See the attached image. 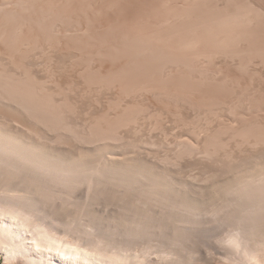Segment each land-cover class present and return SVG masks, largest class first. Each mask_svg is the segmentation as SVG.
<instances>
[{"label": "bare ground", "instance_id": "obj_1", "mask_svg": "<svg viewBox=\"0 0 264 264\" xmlns=\"http://www.w3.org/2000/svg\"><path fill=\"white\" fill-rule=\"evenodd\" d=\"M1 1V0H0ZM5 1L6 0H4L2 3L3 4H5ZM11 0H9V3H12V2H10ZM14 1H16V0H14ZM25 1V0H24ZM43 1V0H42ZM44 1H47V0H44ZM52 1V0H51ZM57 1V0H56ZM64 1H66V0H64ZM73 1V0H72ZM78 1V0H77ZM89 1V0H88ZM161 1V0H160ZM177 1V0H176ZM207 1H209V0H183V5H181V8L180 9H177V10H175V9H173L172 10V8H173V6H171L172 8H170L171 10H169L168 12H167V15H168V17H167V15H166V17L167 18H165L163 21H161L162 22V25H160V27L162 28L163 27V25L165 24V26L162 28V29H159V28H157V30L155 29V30H153V31H150V32H148V34H142L143 36H139V34L140 33H138V38H136V34L137 33H135V39L134 40H136V39H138L137 41H135V42H139L138 43V45H137V43H135V42H133L135 45H137L138 47H140V48H149L150 50L152 49V51H153V53L152 54H154V52L155 51H157V52H155V53H157V57H155V56H153L154 57V59L153 60H155V61H159L160 60V62H159V65L158 66H160L161 68L162 67H164L165 65H167L168 63L167 62H171L172 64H177L178 62L180 63L181 61L180 60H188L189 59V62H187V64L189 63V65L191 64L190 63V61H192V64H193V61L195 60V61H197V62H199V64H201V65H203V64H209L208 66H210V67H212L213 66V69H215L216 68V66L217 65H219V67L221 66V64H222V66L224 65V64H230V67L232 66L231 64H236V65H234L236 68L238 67L239 68V70H240V68L241 67H243V70H246V72H248L249 71V68H250V64L252 65H254V68H253V65L251 66L252 67V69L250 70V71H254L255 72V70L257 69V67H255L256 65H255V63H254V61L253 60H251V57L250 56H252V55H260V58L262 59V57L264 56L263 54V52H264V50H263V48L264 47H262V46H260L257 42H258V39H257V42H255L256 40V38H257V36H254V34H255V32L257 33V31L255 30V28H256V22L258 21V24H257V26H260V28H262L261 27V25H262V23H263V21L261 22L260 20H263L262 18H261V12H260V10H259V12H258V8L256 7H254V5H253V7L252 6H250V2H247V3H241V5L239 4V2L237 3V2H234V3H237V4H239V5H235V6H232L234 3L232 2V4L231 5H229V3L227 2V4H224V5H226V6H223V7H220L219 6V4L217 5H215V6H213L214 4H210L209 2L207 3ZM218 1V0H217ZM221 1V0H220ZM226 1H229L230 2V0H226ZM226 1H224V3H226ZM232 1V0H231ZM238 1V0H237ZM242 1V0H241ZM244 1H246V0H244ZM250 1V0H249ZM20 2V1H19ZM18 2V3H19ZM48 2V1H47ZM54 2V1H53ZM59 2H60V0H59ZM68 2H69V0H68ZM75 2V1H74ZM102 2V1H101ZM112 2V1H111ZM167 2V1H166ZM174 2V1H173ZM214 2V1H213ZM212 2V3H213ZM8 3V2H7ZM15 4H16V2H14ZM24 3V2H23ZM22 3V4H23ZM31 3V2H30ZM29 2L28 3H26V5H29L30 4ZM41 3V2H40ZM49 3V2H48ZM52 3V2H51ZM55 3V2H54ZM65 3V2H64ZM67 3V2H66ZM77 3V2H76ZM93 3V2H92ZM114 3V2H113ZM118 3V2H117ZM169 3V2H168ZM217 3V2H216ZM249 3V4H248ZM253 3V2H252ZM251 3V4H252ZM3 4H1L0 5V11L3 9L4 10V8H3ZM13 4V3H12ZM14 4V5H15ZM20 4V3H19ZM25 4V3H24ZM32 4L34 5L35 4V2H32ZM58 3H56V5H57ZM81 4V3H80ZM115 4V3H114ZM162 4V3H161ZM222 4H223V2H222ZM246 4H248V5H246ZM258 4V3H257ZM17 5V4H16ZM41 5V4H40ZM44 5H45V2H44ZM47 5V4H46ZM45 5V6H46ZM55 5V4H54ZM53 5V6H54ZM56 5H55V7H56ZM59 5H60V3H59ZM86 5H87V3H86ZM105 5V4H104ZM165 5V4H164ZM168 5V4H167ZM228 5V6H227ZM7 6H8V4H7ZM6 6V7H7ZM10 6H11V4H10ZM22 6V5H21ZM31 6V5H30ZM61 6V5H60ZM72 6V5H71ZM81 6V5H80ZM97 6H98V4H97ZM5 7V6H4ZM12 7H14V6H12ZM12 7H9L10 8V10H11V8ZM16 7V6H15ZM14 7V8H15ZM18 7V6H17ZM23 7L24 8H27V7H25L24 5H23ZM41 7H42V5H41ZM48 7V6H47ZM49 7H50V5H49ZM48 7V8H49ZM79 7V6H78ZM114 7V6H113ZM175 7V6H174ZM180 7V6H179ZM32 8V7H31ZM51 8V7H50ZM71 8V7H70ZM70 8H68V9H70ZM74 8V7H73ZM72 8V9H73ZM81 8H82V6H81ZM80 8V9H81ZM165 8V7H164ZM6 9V8H5ZM18 9V8H17ZM17 9H15V11L17 10ZM22 9V8H21ZM29 9V8H28ZM28 9L26 10V12L28 11ZM33 9V8H32ZM42 9V8H41ZM65 9V8H64ZM71 9V10H72ZM103 9V8H102ZM163 9V8H162ZM169 9V8H168ZM24 10V9H23ZM46 10H48L47 8H46ZM53 10V9H52ZM54 10H56V9H54ZM59 10V9H58ZM94 10V9H93ZM92 9H91V12L93 11ZM108 10V9H107ZM112 10V9H111ZM155 10H156V8H155ZM261 10H262V7H261ZM5 11V10H4ZM9 11V10H8ZM33 11V10H32ZM49 12V15H50V10H48ZM64 11V10H63ZM85 11V10H84ZM87 11V10H86ZM166 11V10H165ZM263 11V10H262ZM29 12V11H28ZM53 12V11H52ZM62 12V11H61ZM80 12H81V10H80ZM95 12V11H94ZM160 12V11H159ZM7 13V12H6ZM9 13H12V12H10L9 11ZM16 13V12H15ZM23 13V12H22ZM32 13H34V12H32ZM40 14H41V12H39ZM53 13H55V12H53ZM67 13H69L68 12V10H67ZM71 13H73V10H72V12ZM70 13V14H71ZM100 13V12H99ZM105 13V12H104ZM111 13V12H110ZM153 13V12H152ZM155 13V12H154ZM1 14H2V12H1ZM21 14V13H20ZM45 14V13H44ZM46 14H47V12H46ZM60 14V13H59ZM63 14V13H62ZM74 14H75V11H74ZM85 14V13H84ZM87 14V13H86ZM91 14V13H90ZM101 14H103V13H101ZM106 14V13H105ZM259 14H260V19H259ZM29 15H30V13H29ZM32 15H34V14H32ZM37 15H39V14H36V16ZM48 15V14H47ZM58 15V14H57ZM56 15V16H57ZM66 15H68V14H65V16ZM72 15V14H71ZM107 15H109V14H107ZM137 15V14H136ZM157 15V14H156ZM6 16H8L7 14H6ZM11 16V15H10ZM16 16V15H15ZM18 16H20L19 14H18ZM31 16V15H30ZM35 16V17H36ZM46 16V15H45ZM52 16V15H51ZM51 16H49V18H51L52 20H53V18L51 17ZM62 16L64 17V15H61L60 17L62 18ZM73 17L75 16V15H72ZM71 16V17H72ZM81 16V15H80ZM86 16V15H85ZM123 16V15H122ZM9 17V16H8ZM21 17H22V15H21ZM26 17H28V16H26ZM26 17L24 18V16H23V18L24 19H26ZM43 17H44V15H43ZM58 17H59V15H58ZM72 17V18H73ZM93 17V16H92ZM95 17V16H94ZM96 17H98V14H97V16ZM100 17H102V16H100ZM106 16H104V18H105ZM161 17V16H160ZM263 17H264V15H263ZM2 18V17H1ZM6 18V17H5ZM19 18V17H18ZM17 18V19H18ZM33 18V17H32ZM37 18V17H36ZM39 18V17H38ZM41 18V17H40ZM39 18V19H40ZM82 18V17H81ZM85 18V17H84ZM90 18V17H89ZM116 18V17H115ZM7 19V18H6ZM59 19V18H58ZM74 19V18H73ZM93 19V18H92ZM91 19V20H92ZM102 19V18H101ZM114 19V18H113ZM10 20V19H9ZM16 20V19H15ZM22 20V19H21ZM33 20V19H32ZM38 20V19H37ZM41 20H42V18H41ZM46 20V19H45ZM48 20V19H47ZM61 20V19H60ZM67 20H68V17H67ZM70 20V19H69ZM68 20V21H69ZM84 20V19H83ZM90 20V21H91ZM97 20V19H96ZM106 20V19H105ZM1 22H2V20H0ZM11 21H12V19H11ZM26 21V20H25ZM25 21H21V22H25ZM43 22H44V19L42 20ZM62 21V20H61ZM65 21V20H64ZM74 20H72L71 22H73ZM76 21V20H75ZM78 21V20H77ZM104 21V20H103ZM108 21V20H107ZM118 21V20H117ZM14 22V21H13ZM17 22V21H16ZM15 22V23H16ZM29 22V21H28ZM27 21H26V23H28ZM40 22V21H39ZM38 22V23H39ZM47 22V21H46ZM54 22H57V21H54ZM66 22V21H65ZM85 22V21H84ZM88 22V21H87ZM112 22H113V20H112ZM140 22V21H139ZM261 22V25L259 24ZM10 23V21L8 22V24ZM32 22H30L29 24H31ZM37 23V24H38ZM50 23H52L51 21H50ZM59 23H61V22H59ZM62 23H64L63 21H62ZM77 23V22H76ZM76 23H74V24H76ZM78 23H80V22H78ZM106 23H108V22H106ZM125 23V22H124ZM131 23V22H130ZM157 23V22H156ZM33 24H35V23H33ZM43 24V23H42ZM67 24V23H66ZM73 24V25H74ZM83 24V23H82ZM95 24V23H94ZM94 24H91V25H93V26H95ZM114 24V23H113ZM116 24V23H115ZM118 24V23H117ZM149 24V23H148ZM0 25H2V24H0ZM7 25V24H6ZM10 25V24H9ZM12 25V24H11ZM28 25V24H27ZM39 25V27H40V25L41 24H38ZM50 25V24H49ZM65 25V24H64ZM68 25V24H67ZM78 25H80V24H78ZM89 25H90V23H89ZM90 25V26H91ZM105 25H108V24H105ZM110 25V24H109ZM127 25V24H126ZM143 25H144V23H143ZM150 25V24H149ZM254 25V26H253ZM263 25H264V23H263ZM5 26V25H4ZM13 26V25H12ZM23 26H24V24H23ZM32 26V25H31ZM31 26L28 28V31H30V28H31ZM47 26V25H46ZM52 26V25H51ZM61 26V25H60ZM66 26V25H65ZM87 26V25H86ZM101 26V25H100ZM17 27H18V25H17ZM20 27V26H19ZM44 27V26H43ZM63 27V26H62ZM67 27V26H66ZM68 27H70V26H68ZM75 27V26H74ZM73 27V28H74ZM78 27H80V26H78ZM89 27V26H88ZM119 27V26H118ZM129 27V26H128ZM146 27V26H145ZM151 27V26H150ZM159 27V26H158ZM1 28H2V26H1ZM25 28V27H24ZM26 28H27V26H26ZM25 28V29H26ZM45 28V27H44ZM50 28V27H49ZM59 28V27H58ZM57 28V29H58ZM64 28V27H63ZM62 28V29H63ZM87 28V27H86ZM93 28V27H92ZM98 28V27H97ZM104 28H105V26H104ZM103 28V29H104ZM109 28H112V26L110 27L109 26ZM156 28V27H155ZM257 28H259V27H257ZM259 28V29H260ZM5 29V28H4ZM20 29H22V28H20ZM32 29H34V28H32ZM37 29H40V28H37ZM43 29V28H42ZM47 29V28H46ZM60 29V28H59ZM65 29V28H64ZM63 29V30H64ZM67 29V28H66ZM84 29V28H83ZM96 29V28H95ZM123 29L124 28H122V31H123ZM126 29V28H125ZM128 29V28H127ZM132 29V28H131ZM138 29V28H137ZM259 29H257V30H259ZM8 30V29H7ZM11 30H13V29H11ZM19 30V29H18ZM36 30V29H35ZM72 30V29H71ZM82 30V29H81ZM88 30V29H87ZM100 30V29H99ZM110 30H112V29H110ZM133 30H135V28H133ZM132 30V31H133ZM140 30V29H139ZM144 30V29H143ZM3 31V33H4V31L5 30H1V32ZM25 31V30H24ZM47 31H49V30H47ZM57 31V30H56ZM66 31V30H65ZM69 31V30H68ZM74 31H76V30H74ZM74 31H72V33L74 32ZM80 31V30H79ZM92 31V30H91ZM90 31V32H91ZM103 31V30H102ZM105 31V30H104ZM113 32H114V30H112ZM17 32V31H16ZM21 33H22V31H20ZM30 32H32V31H30ZM53 32V31H52ZM64 32V31H63ZM84 32V31H83ZM86 32V31H85ZM87 32H89V31H87ZM94 32V31H93ZM93 32H91L92 34H94ZM99 32V31H98ZM101 32V31H100ZM121 32V31H120ZM124 32V31H123ZM127 32V31H126ZM131 32V31H130ZM135 32V31H134ZM139 32H142V31H139ZM262 32V31H261ZM5 33H6V31H5ZM4 33V34H5ZM23 33H26V32H23ZM51 33V32H50ZM76 33V32H75ZM81 32H79V34H80ZM102 33L103 32H101V35H102ZM111 34H113L112 32H110ZM129 32H127V34H128ZM144 33V32H143ZM1 34V33H0ZM4 34L2 35L3 36V40H2V36L0 37V39L2 40V41H4V39L6 38V36H4ZM28 34H30V33H28ZM67 34V33H66ZM65 34V35H66ZM68 34H69V32H68ZM85 34V33H84ZM123 34V33H122ZM133 33L131 32V35H132ZM258 34V33H257ZM256 34V35H257ZM6 35H10V34H6ZM24 35V34H23ZM33 35V34H32ZM40 35V34H39ZM38 35V36H39ZM44 35V34H43ZM56 35H57V33H56ZM77 35V34H76ZM98 35V34H97ZM118 35V34H117ZM116 35V36H117ZM129 35V34H128ZM7 36V37H8ZM12 36H13V34H12ZM21 36V35H20ZM45 36V35H44ZM51 36V35H50ZM58 36V35H57ZM62 36H64V35H62ZM61 36V37H62ZM83 37H84V35H82ZM104 36V35H103ZM108 36V35H107ZM130 36V35H129ZM262 36V35H261ZM17 36H15V38H16ZM56 37V36H55ZM64 37H66V36H64ZM67 37H70V35L69 36H67ZM78 37H80V36H78ZM78 37H76V38H78ZM83 37H80L81 39L83 38ZM91 37V36H90ZM89 37V38H90ZM97 37V36H96ZM115 37V36H114ZM122 37V36H121ZM125 37V36H124ZM123 37V38H124ZM132 37V36H131ZM131 37L130 38H128V39H131ZM14 38V39H15ZM19 38V37H18ZM22 38H24V37H22ZM31 38V37H30ZM40 38H41V36H40ZM47 38V37H46ZM45 38V39H46ZM60 38V37H59ZM58 38V39H59ZM75 38V37H74ZM75 38V39H76ZM86 38V37H85ZM106 38V36L104 37V39ZM117 38V37H116ZM133 38H134V36H133ZM262 38V37H261ZM260 38V39H261ZM25 39V38H24ZM28 38H26V40H27ZM33 39V38H32ZM35 39V38H34ZM33 39V40H34ZM50 39H51V37H50ZM69 39V41H72V40H70V38H68ZM79 39V38H78ZM93 39V38H92ZM110 39V38H109ZM112 39V38H111ZM127 39V40H128ZM0 40V41H1ZM6 40L8 41V38H6ZM12 40V39H11ZM18 40V39H17ZM17 40H15V44L17 43ZM32 40V41H33ZM52 40V39H51ZM62 40V39H61ZM80 40V39H79ZM94 40H95V38H94ZM93 40V41H94ZM97 40V39H96ZM106 40H108V39H106ZM115 40V39H114ZM113 40V41H114ZM131 40H133V39H131ZM264 40V39H263ZM1 41V42H2ZM7 41H5L6 43H7ZM14 41V40H13ZM20 41V40H19ZM39 41H40V39H39ZM48 41V40H47ZM46 41V42H47ZM53 41V40H52ZM55 41V40H54ZM65 41V40H64ZM68 41V40H67ZM67 41H65V42H67ZM73 41H74V39H73ZM82 41V40H81ZM81 41H80V43H81ZM85 41V40H84ZM83 41V42H84ZM118 41V40H117ZM121 41V40H120ZM152 41H153V44H151L152 43ZM5 42H3V43H5ZM24 42V41H23ZM56 42H57V40H56ZM77 42V41H76ZM89 42V41H88ZM95 42V41H94ZM98 42V41H97ZM97 42H95V44H97ZM106 43H107V41H105ZM105 42H104V44H105ZM132 42H131V44H132ZM6 43H5V45H6ZM33 43V42H32ZM44 43V42H43ZM48 43V42H47ZM55 43V42H54ZM72 43V42H71ZM79 43V44H80ZM100 43V42H99ZM124 43V42H123ZM122 43V44H123ZM9 44H10V39H9ZM13 44V43H12ZM21 43H19V45H20ZM26 43H24V45H25ZM40 44V43H39ZM42 44V43H41ZM65 44V43H64ZM66 44H68V43H66ZM70 44V43H69ZM74 44H76L75 43V41H74ZM74 44H72L73 46H74ZM77 44H78V42H77ZM78 44V45H79ZM86 44V43H85ZM93 44V43H92ZM112 44H113V42H112ZM116 44H118V43H116ZM126 44V43H125ZM264 44V43H263ZM28 46L30 45V43H28L27 44ZM27 45H25V46H27ZM33 45V44H32ZM43 45V44H42ZM41 45V46H42ZM55 45H57V44H55ZM62 45V44H61ZM81 45H82V43H81ZM81 45L79 46V47H81ZM84 45V44H83ZM89 45V44H88ZM100 45H102L101 43H100ZM100 45H98V46H100ZM114 45V44H113ZM140 45V46H139ZM145 45V46H144ZM146 45L148 46V47H146ZM157 45H159V46H157ZM13 46L15 47L16 45H14L13 44ZM27 46V47H28ZM38 46V45H37ZM51 46V45H50ZM52 46H53V44H52ZM63 46V45H62ZM67 46V45H66ZM77 46V45H76ZM97 46V45H96ZM104 46V45H103ZM126 46H128V45H126ZM1 47H2V44H1ZM4 47V46H3ZM9 47H12V45L11 46H9ZM17 47H18V45H17ZM22 47H24L23 45H22ZM26 47V48H27ZM29 47H32V46H29ZM34 47V49L36 48L35 46H33ZM32 47V48H33ZM48 47V46H47ZM60 47V46H59ZM69 47V46H68ZM82 47H84V46H82ZM86 47V46H85ZM93 47V46H92ZM111 47V46H110ZM109 47V48H110ZM112 47H114V46H112ZM116 47V46H115ZM114 47V48H115ZM129 47H130V45H129ZM135 47V46H134ZM134 47H132V48H134ZM137 47V50L138 49H140V48H138ZM7 47H5V49H6ZM16 48V47H15ZM19 48V47H18ZM21 48V47H20ZM26 48H25V56H26V54H28V53H26ZM32 48H28V49H30V52L31 51H33L32 50ZM38 48H40V47H38ZM38 48H36V49H38ZM41 48H43V47H41ZM49 49L51 48V47H48ZM65 48V47H64ZM70 48H71V46H70ZM73 48H76L75 46L73 47ZM91 48V47H90ZM95 48V47H94ZM118 48V47H117ZM131 48V49H132ZM136 48V47H135ZM168 49V51H169V55L171 56V57H169V55H167L168 57L166 58L165 57V55H166V50ZM11 49H13V48H11ZM24 49V48H23ZM22 49V50H23ZM53 49V48H52ZM78 49V48H77ZM81 49H84V48H81ZM101 49V48H100ZM103 49H104V52H106L105 51V47H103ZM119 49V48H118ZM123 49H124V47H123ZM126 49H127V47H126ZM129 49V48H128ZM142 49V50H143ZM145 49V50H146ZM149 49H147V50H149ZM154 49V50H153ZM166 49V50H165ZM1 50V49H0ZM2 50H3V48H2ZM10 50V49H9ZM71 50V49H70ZM90 50V49H89ZM109 50V49H108ZM113 50V49H112ZM120 50V49H119ZM135 50V49H134ZM133 50V51H134ZM136 50V51H137ZM142 50H140L141 52H140V54L142 53ZM145 50H143V52L145 51ZM16 51V50H15ZM18 52H19V50H17ZM21 51V50H20ZM28 51V50H27ZM34 51H37V50H34ZM39 51H40V49H39ZM43 51H44V49H43ZM52 51V50H51ZM64 51V50H63ZM84 51H87V50H84ZM94 51H98V50H94ZM100 51V50H99ZM113 51H115V50H113ZM116 51H117V49H116ZM131 51V50H130ZM6 52V51H5ZM12 52H14V51H12ZM12 52H10V53H12ZM24 52V51H23ZM48 52V51H47ZM54 52V51H53ZM59 52H60V50H59ZM58 52V53H59ZM65 52V51H64ZM91 52H93L92 51V49H91ZM101 52H103V51H101ZM109 52V51H108ZM112 52V51H111ZM149 52V51H148ZM143 53V56H142V54L140 55L139 54V51H137L136 53H138V55H140V56H142L141 58H138V62L140 61L139 59H141V60H143L144 61V56H147V54H149V56H150V58L152 59V54H150L151 53V51L149 52V53ZM3 53V52H2ZM1 53V54H2ZM9 53V54H10ZM43 53H46V50H45V52H43ZM43 53H41L42 54V56H43ZM57 53V54H58ZM68 53V52H67ZM90 53V52H89ZM94 53V52H93ZM96 53V52H95ZM134 53V52H133ZM135 53V55L137 56V54ZM253 53H255V54H253ZM262 53V54H261ZM14 54H16V53H14ZM18 54V53H17ZM30 54V53H29ZM48 54H49V52H48ZM72 54V53H71ZM83 54V53H82ZM84 54H85V52H84ZM91 54V53H90ZM103 54V53H102ZM106 54V53H105ZM109 54H111V53H109ZM130 54V53H129ZM160 54V56H162V55H164V58H162V59H165V63H167V64H165L164 63V61L163 60H161V57H160V59H158V55ZM162 54V55H161ZM23 55V54H22ZM22 55H20L21 57H23ZM37 55V54H36ZM50 55H52L51 53H50ZM61 55V54H60ZM70 55V54H69ZM89 55V54H88ZM101 55V54H100ZM104 55V54H103ZM107 55V54H106ZM123 55V54H122ZM155 55V54H154ZM4 56H7V55H4ZM3 56V57H4ZM19 56V55H18ZM30 55H27L26 57L28 58ZM67 56V55H66ZM96 56V55H95ZM116 56H118V55H116ZM127 56H129V55H127ZM262 56V57H261ZM3 57L1 58V60H3ZM20 57V58H21ZM35 57V56H34ZM38 56H36V58H37ZM73 57H75V56H73ZM87 57V56H86ZM133 57V56H132ZM138 57V56H137ZM148 57V56H147ZM259 57V56H258ZM8 57H6V59H7ZM36 58H35V61H36V63H40V61H42V59H40V61H38L37 62V60H36ZM47 58V57H46ZM63 58V57H62ZM62 58H60V59H62ZM70 58H72V57H70ZM80 58V57H79ZM90 58V57H89ZM95 58H97V57H95ZM106 58H107V56H106ZM122 59H123V57H121ZM146 58V57H145ZM171 58H173V59H171ZM245 58H247L248 59V61L246 60V61H244V59ZM253 58V57H252ZM5 59V60H6ZM22 59V58H21ZM24 60H25V57L23 58ZM51 59H53V58H51ZM50 59V60H51ZM64 59H66V58H64ZM77 59V58H76ZM86 59V58H85ZM99 59V58H98ZM117 59H119V58H117ZM132 59V58H131ZM147 59V61H148V63L146 64L145 62V64H146V66H148V64L151 66V63H149L150 62V60H149V58H146ZM145 59V60H146ZM167 59H171V60H167ZM253 59H257V58H253ZM15 60V59H14ZM13 60V61H14ZM24 60L23 61H21V62H24ZM29 60H30V58H29ZM31 60H34V59H31ZM30 60V61H31ZM49 60V59H48ZM59 60V59H58ZM80 60V59H79ZM82 60V59H81ZM105 60V59H104ZM112 60V59H111ZM111 60H109V61H111ZM166 60H167V62H166ZM173 60L175 61L174 63H173ZM185 60H184V63H185ZM186 60V61H187ZM260 60V59H259ZM258 59H257V61H259ZM7 61V60H6ZM5 61V62H6ZM44 61V60H43ZM55 61V60H54ZM53 61V62H54ZM60 61V60H59ZM58 61V62H59ZM67 61H69V59L67 60ZM78 61V60H77ZM92 61H95V60H92ZM107 61V60H106ZM108 61V62H109ZM115 61V60H114ZM129 61V60H128ZM155 61L153 62L152 60H151V62H153V64H155ZM176 61H178L177 63H176ZM216 61H218L219 63H221V64H218V62H217V65L215 66V68H214V65H212V63L211 62H216ZM263 61V60H262ZM262 61H259V62H262ZM9 62V61H8ZM17 62V61H16ZM20 62V63H21ZM45 62H47V60L45 61ZM52 62V61H51ZM52 62V63H53ZM81 62V61H80ZM84 62V61H83ZM96 62V61H95ZM98 62V61H97ZM101 62V61H100ZM113 62V61H112ZM133 62H135V61H133ZM136 62H137V58H136ZM140 62H142V61H140ZM256 62V61H255ZM15 63V62H14ZM18 63V62H17ZM33 63H34V61H33ZM32 63V64H33ZM35 63V64H36ZM48 63H49V61H48ZM55 63V62H54ZM67 63H69V62H67ZM85 63V62H84ZM106 63V62H105ZM110 63V62H109ZM127 63V62H126ZM125 63V64H126ZM129 63H132V61L131 62H129ZM256 63H258V62H256ZM2 65H4V63H3V61H2V63H1ZM0 64V65H1ZM41 65L42 64H44V62L42 63H40ZM46 64V63H45ZM57 64V63H56ZM63 64H65V62L63 63ZM70 64V66H71V63H69ZM99 64V63H98ZM101 64H103V63H101ZM112 64H114V63H112ZM132 64H134V63H132ZM131 64V65H132ZM136 64V63H135ZM140 64V63H139ZM142 64H143V62H142ZM145 64H143V65H145ZM153 64H152V67H153ZM161 64H165V65H163V66H161ZM186 64V63H185ZM185 64H183V65H185ZM186 64V65H187ZM191 64V65H192ZM264 64V63H263ZM21 65V64H20ZM38 65V64H37ZM52 64H50V67H49V69L54 65H52ZM62 65V64H61ZM74 65V64H73ZM78 65V64H77ZM82 65V64H81ZM93 65V64H92ZM156 65V64H155ZM154 65V66H155ZM169 65V64H168ZM181 65V64H180ZM182 65V66H183ZM185 65V66H186ZM188 65V66H189ZM196 65V64H195ZM206 65V66H207ZM238 65V66H237ZM258 65H259V63H258ZM36 66V65H35ZM40 66V65H39ZM46 66V65H45ZM120 66V65H119ZM127 66V65H126ZM125 66V69L127 68ZM132 66H134V65H132ZM139 69H140V66H141V64L140 65H136ZM149 66V67H150ZM175 66V65H174ZM179 66V65H178ZM188 66H187V69H188ZM204 66V65H203ZM202 66V67H203ZM206 66H205V68H206ZM207 66V67H208ZM225 66V65H224ZM239 66H241V67H239ZM9 67V66H8ZM42 67V66H41ZM46 67H48V66H46ZM59 68H60V66H58ZM72 67V66H71ZM73 67H75V66H73ZM91 67V66H90ZM103 67V66H102ZM112 67V66H111ZM137 67H134V68H137ZM166 67V66H165ZM171 67V66H170ZM191 66H189V68H190ZM198 68H201V67H199V66H197ZM209 67V68H210ZM227 67V66H226ZM230 67H228V68H230ZM2 68L3 67H0V102H5V101H7V104L6 105H4V106H7V105H9L10 106V104L12 103V102H18V104L15 106V102L12 104L13 106H15L14 108H13V106H12V108L16 111V112H25L26 110H33V111H35L36 112V117L37 118H40V120H41V116L39 117L38 115H37V113L40 111V113L42 112L41 110L45 107H47L48 108V110L47 109H45L46 111H50L51 109H52V111H51V115L50 116H47V115H49V114H47L46 112H45V110L43 111L45 114H47L45 117H51L50 119H52V120H50L49 122H51V121H53L54 122V120H53V118H55V121H57L56 123L57 124H60L61 122H62V120H56V119H58V118H56L58 115H60L61 116V113H57L58 111H57V109H61V108H57V109H55V108H53V105H52V103L54 102H52V100H49L50 99V97L52 98L53 96H46L47 95V93H48V90H46V95H42L43 93H44V91L41 89V88H34L35 86L33 85V84H31L32 82H30V84H29V82L28 83H26L25 81H27L26 80V78L28 79L29 77V75L33 72H31L30 74H28L29 72L26 70V74H28V76H26L25 74V76H23L24 78H25V80L23 81V79H22V77L21 78H17V76H21L20 74H17L16 73V71H15V73H14V75L15 74H17V76H16V78H15V76L13 75V71L11 72V75H8V73L10 72H8V73H6V71H3L2 70ZM6 68V67H5ZM15 68V67H14ZM25 68V67H24ZM30 68H31V66H30ZM29 68V69H30ZM35 68V67H34ZM36 68L38 69V67L36 66ZM40 68V67H39ZM67 68V67H66ZM99 68V67H98ZM113 68V67H112ZM115 68V67H114ZM117 68V67H116ZM119 68V67H118ZM129 68V67H128ZM127 68V69H128ZM135 69L136 71L137 70H139V69ZM142 69L143 68H145V66H143V67H141ZM147 68V67H146ZM145 68V69H146ZM156 68V67H155ZM161 68H158V69H161ZM192 68H193V66H192ZM224 68V67H223ZM223 68H219V70H215V71H217V72H215V73H218V72H220L221 73V71L222 72H225L226 70H224ZM235 68V69H236ZM246 68V69H245ZM247 68H248V71H247ZM261 68V67H260ZM264 68V67H263ZM262 68V69H263ZM16 69H18V66L16 67ZM20 69V68H19ZM58 69V68H57ZM72 69V68H71ZM77 69V68H76ZM84 69H85V67H84ZM120 69L121 68H119V70H117V71H119L120 72ZM133 69V68H132ZM142 69H141V71H142ZM170 68L168 67V70H169ZM177 69V68H176ZM184 69H185V67H184ZM186 69V70H187ZM196 69V67H194V70ZM203 69H204V67H203ZM211 69V68H210ZM209 69V70H210ZM212 69V70H213ZM217 69H218V66H217ZM223 69V70H222ZM226 69V68H225ZM231 69V68H230ZM242 69V68H241ZM32 70V69H31ZM40 70V69H39ZM43 70V69H42ZM52 70V69H51ZM63 70V69H62ZM86 70V69H85ZM97 70V69H96ZM100 70V69H99ZM130 70V69H129ZM148 70H150L149 68H147V72H149ZM152 70V69H151ZM165 70H166V68H165ZM164 70V71H165ZM167 70V71H168ZM181 71H182V67H181V69H180ZM193 69H192V71H194ZM199 71V69H196V71ZM204 70H206V69H204ZM204 70H200L199 72H201L202 71V73H201V75H203V77L200 75V73H197L200 77H202L203 79H204V76L206 75L205 73L207 72L208 73V71L209 70H207L205 73H203L204 72ZM228 70V69H227ZM258 70V69H257ZM41 71V70H40ZM44 71V70H43ZM43 71H42V74H43ZM67 71V70H66ZM98 71V70H97ZM96 71V72H97ZM106 71H108V70H106ZM114 71V70H113ZM113 71H109L110 73H112ZM116 71V70H115ZM125 71V70H124ZM128 71V70H127ZM140 71V70H139ZM145 72H141V74H147V72H146V70H144ZM155 71V70H154ZM157 71H159V70H156V72ZM161 71H163V70H160V72ZM178 71V70H177ZM191 71V70H190ZM191 71V72H192ZM214 71V70H213ZM212 71V72H213ZM232 71V69L230 70V72ZM234 71H237V70H234L233 69V76L232 77H234ZM253 71H252V74H253ZM19 72H20V70H19ZM18 72V73H19ZM23 72V71H22ZM28 72V73H27ZM36 72V71H35ZM61 72V71H60ZM71 72V71H70ZM74 72H76V70L74 71ZM80 72V71H79ZM83 72V71H82ZM85 72V71H84ZM83 72V73H84ZM89 72V71H88ZM99 72V71H98ZM118 72V73H119ZM126 72V71H125ZM124 72V74H126ZM180 72V71H179ZM186 72V71H185ZM256 72H258V71H256ZM261 72H262V74H264V71H262L261 70ZM23 73H25V72H23ZM40 73V72H39ZM47 73V72H46ZM52 73V72H51ZM54 74L56 73V72H53ZM59 73V72H58ZM66 73V72H65ZM69 73V72H68ZM87 73V72H86ZM114 73H116V72H114ZM118 73H116V74H118ZM123 73V72H122ZM121 73V74H122ZM130 73V72H129ZM135 73V72H134ZM133 73V74H134ZM150 73V72H149ZM157 73H159V72H157ZM176 73V72H175ZM188 73H190L189 72V70H188ZM187 73V74H188ZM193 73V72H192ZM194 73H195V71H194ZM209 73H211V71H209ZM208 73V74H209ZM215 73H213V74H215ZM220 73H218V74H220ZM229 73V72H228ZM227 73V75H229ZM237 73V72H236ZM235 73V74H236ZM238 73H239V71H238ZM10 74V73H9ZM35 74V73H34ZM33 73H32V75H34ZM48 74V73H47ZM50 74V73H49ZM57 74V73H56ZM56 74H55V76L54 77H56ZM71 74H72V72H71ZM96 74V73H95ZM109 74V73H108ZM123 74V75H124ZM154 74V73H153ZM171 74V73H170ZM169 74V75H170ZM208 74L206 75L207 77H209L208 76ZM217 74V75H218ZM225 74V73H224ZM223 74V75H224ZM255 74V73H254ZM257 74V73H256ZM13 75V76H12ZM36 75V74H35ZM67 75V74H66ZM65 75V76H66ZM85 75V74H84ZM88 75V74H87ZM93 75V74H92ZM98 75V74H97ZM100 75V74H99ZM98 75V76H99ZM101 75H102V73H101ZM112 75V74H111ZM114 75V74H113ZM119 75V74H118ZM117 75V76H118ZM127 75V74H126ZM126 75H124L125 77H126ZM158 74H156V76H157ZM162 75H163V72H162ZM166 75V74H165ZM210 75H212V73L210 74ZM217 75H216V77H215V75L214 76H212V77H215L216 79H217ZM221 76H222V73L220 74ZM226 75V77H230V76H227ZM231 75H232V73H231ZM242 75V74H241ZM245 75H247V74H245ZM251 75V74H250ZM37 76V75H36ZM36 76L34 77V79L36 78ZM48 76V75H47ZM51 76V74L49 75V77ZM70 76V75H69ZM77 76V75H76ZM98 76H97V78H98ZM103 76V75H102ZM106 76V75H105ZM109 76V75H108ZM123 76V78H121V77H119L118 79L120 80V83L122 82L123 83V80L125 79V77ZM151 76V75H150ZM160 76V75H159ZM179 76V75H178ZM177 76V77H178ZM186 76V75H185ZM189 76V75H188ZM191 76V75H190ZM193 76V75H192ZM205 76V77H206ZM256 76V75H255ZM49 77H48V79H49ZM52 77H53V75H52ZM63 77V76H62ZM67 77V76H66ZM77 77H79V75L77 76ZM81 77H82V75H81ZM96 77V76H95ZM100 77V76H99ZM137 77H138V75H137ZM145 78H148V76L146 75V76H144ZM144 77H142V80H143V78ZM163 77H165V76H163ZM171 77H173V76H171ZM170 77V78H171ZM182 77V76H181ZM223 77H225V76H222L221 78H223ZM235 77H236V75H235ZM250 77V76H249ZM252 77V76H251ZM261 77V76H260ZM32 78V77H31ZM31 78H29V79H31ZM61 78V77H60ZM74 78V77H73ZM72 78V79H73ZM76 78V77H75ZM86 78V77H85ZM90 78V77H89ZM101 78V77H100ZM103 78H105V77H103ZM108 78V77H107ZM112 78H115L116 79V76L114 75V77H112ZM122 80H121V79ZM130 78V77H129ZM169 78V77H168ZM218 78H220V77H218ZM253 78V77H252ZM259 78V77H258ZM58 79V78H57ZM56 79V80H57ZM110 79V78H109ZM118 79H116V80H118ZM139 79V78H138ZM149 79V78H148ZM151 79V78H150ZM149 79V80H150ZM155 79V78H154ZM153 79V80H154ZM160 78H158L157 80H159ZM180 79V78H179ZM187 79V78H186ZM189 79V78H188ZM202 79V81H204ZM210 79V78H209ZM236 79V78H235ZM251 79V78H250ZM261 79V78H260ZM41 80V79H40ZM93 80V79H92ZM105 80V79H104ZM135 80L137 81V79L135 78ZM148 80V81H149ZM170 80V79H169ZM191 80V79H190ZM212 80H214V79H212ZM211 80V81H212ZM219 80V79H218ZM221 80V79H220ZM223 80V79H222ZM221 80V81H222ZM227 80V79H226ZM230 80V79H229ZM36 81H38V78H37V80H35V82ZM42 81H44L43 79L41 80V82ZM85 81V80H84ZM83 81V82H84ZM103 81V80H102ZM107 81V80H106ZM110 81V80H109ZM147 80H145L144 79V83L146 82ZM165 81V80H164ZM181 82H182V80H180ZM186 81V80H185ZM188 81V80H187ZM187 81H186V84L185 85H187ZM193 81V80H192ZM200 80H198V81H196L197 83L199 82ZM206 81V80H205ZM208 81V80H207ZM236 81H237V83H238V80L236 79ZM246 81V80H245ZM247 81H249V80H247ZM251 81V80H250ZM254 81H255V79H254ZM258 81V80H257ZM256 81V82H257ZM24 82L26 83V85L24 84ZM47 82V81H46ZM82 82V81H81ZM94 82V81H93ZM116 82V81H115ZM118 82V81H117ZM125 82H126V80H125ZM131 82V81H130ZM129 82V83H130ZM166 82H168V81H166ZM165 82V83H166ZM170 82H172V81H170ZM169 82V83H170ZM177 82H179V81H177ZM229 82V81H228ZM242 82V81H241ZM252 82V81H251ZM251 82H249V83H251ZM259 82V81H258ZM53 83V82H52ZM59 83V82H58ZM68 83V82H67ZM89 83V82H88ZM96 83H97V81H96ZM100 83H101V81H99V85H100ZM103 83V82H102ZM105 83V82H104ZM107 83V82H106ZM136 84V82L135 81H133V84ZM141 83V82H140ZM143 83V82H142ZM154 83V82H153ZM156 83V82H155ZM174 83V82H173ZM176 83V82H175ZM191 83V82H190ZM190 83H189V85H190ZM196 83V84H197ZM205 83V82H204ZM212 83H213V81H212ZM218 83V82H217ZM232 83H233V81H232ZM239 83H240V81H239ZM247 83V82H246ZM263 83V82H262ZM28 84V85H27ZM39 82H38V84H37V86H39ZM43 84V83H42ZM50 84V83H49ZM54 84V83H53ZM60 84V83H59ZM71 84V83H70ZM70 84H68V86L70 85ZM73 84V83H72ZM84 84V83H83ZM119 84V83H118ZM132 86H135V89L133 88V87H129V88H133L134 90H136L137 88H136V85H138V83L135 85H133L132 84V82L130 83ZM146 84H148L149 85V82H147ZM146 84H144V87L146 86ZM162 84H164V83H162ZM162 84H161V86H162ZM179 84H180V82H179ZM210 84V82L208 83L207 82V85H209ZM218 84H220L221 85V83H218ZM223 84V83H222ZM235 84V83H234ZM254 84H255V82H254ZM257 84V83H256ZM44 85V84H43ZM85 85V84H84ZM92 85H93V83H92ZM140 85V84H139ZM143 85V84H142ZM148 85L146 86V88L148 89ZM151 85V84H150ZM173 85H175V84H173ZM184 84H183V89H185L186 87H184L185 86ZM189 85H188V87H189ZM211 85V84H210ZM213 85V84H212ZM211 85V86H212ZM215 85H216V81H215ZM231 85V84H230ZM229 85V86H230ZM236 85H238L239 86V84H236ZM236 85H235V87H236ZM244 85H245V83H244ZM247 85V84H246ZM259 85V84H258ZM257 85V86H258ZM36 86V87H37ZM50 86H51V84H50ZM66 86V88H67V85H65ZM73 86V85H72ZM71 86V87H72ZM83 86V85H82ZM106 86V84L104 85V88H106L105 87ZM155 85H152L151 87H152V89H153V87H154ZM167 87H168V85H166ZM178 86V84H176V87ZM181 86H182V84H181ZM219 86V85H218ZM221 86H223V85H221ZM240 86H242V85H240ZM248 86H249V84H248ZM247 86V87H248ZM252 86V84H250V87ZM34 88V90L36 89V92L34 91H32V89ZM46 86L44 85V88H45ZM48 87V86H47ZM75 87V86H74ZM78 87V86H77ZM93 87V86H92ZM103 87V86H102ZM127 87V86H126ZM138 87V86H137ZM139 87H142L141 85L139 86ZM139 87H138V89H139ZM150 87V86H149ZM150 87V88H151ZM157 87V86H156ZM158 87H159V89H160V84L158 85ZM204 87V86H203ZM202 87V85H201V88H203ZM226 87V86H225ZM231 87V86H230ZM233 87V86H232ZM231 87V88H232ZM244 87V86H243ZM246 87V86H245ZM246 87V88H247ZM250 87H248V88H250ZM253 87V86H252ZM259 87H261V88H257V87H255L256 89H254L253 88V91L251 92V94L255 91H260V89H262V85L260 86L259 85ZM263 87H264V85H263ZM48 88H52V87H48ZM73 88V87H72ZM81 88V87H80ZM87 88H89V87H87ZM98 88V87H97ZM121 88V87H120ZM125 88V87H124ZM146 88H143V91H148V90H150V89H148V90H144V89H146ZM193 87L191 86V88H189V89H192ZM196 88V87H195ZM195 88H194V91H195ZM198 88H200V85H198V87H197V89ZM215 88V87H214ZM223 88V87H222ZM229 88V87H228ZM247 88V89H248ZM41 89V91H43V93L42 94H40V95H42V97H43V99H44V97L46 98V97H48L49 99V103H50V101H51V105H52V107H51V105H49V103L48 102H46L45 100H44V102H43V99L41 100V98H40V95L38 94L37 95V92L39 91ZM46 89V88H45ZM56 89V88H55ZM59 89V88H58ZM74 89H76V87L74 88ZM84 89V88H83ZM110 89V88H109ZM151 89V90H152ZM163 89V88H162ZM180 89V88H179ZM179 89H178V91H179ZM186 89H188V88H186ZM196 89V90H197ZM218 89V88H217ZM219 89H220V87H219ZM227 89V87L224 89L225 91H227L226 90ZM252 89V88H251ZM51 90V89H50ZM49 90V91H50ZM53 90V89H52ZM63 90V89H62ZM61 90V91H62ZM64 90H65V88H64ZM78 90V89H77ZM92 90V89H91ZM107 90H108V88H107ZM134 90H133V93H134ZM141 91H142V88L140 89ZM151 90H150V92H151ZM156 89H154V91H155ZM166 90H168V88L166 89ZM171 90H172V88H171ZM177 89H175V91H176ZM199 90V89H198ZM203 90V89H202ZM206 90V89H205ZM211 90H214L215 91V89H211ZM221 90V89H220ZM238 90V89H237ZM241 92H242V90L243 89H239ZM263 90V89H262ZM261 90V91H262ZM68 91V90H67ZM70 91V90H69ZM72 91H73V89H72ZM90 91V90H89ZM95 90H93V92H94ZM99 91V90H98ZM97 91V92H98ZM102 91V90H101ZM106 91V90H105ZM109 91V90H108ZM114 91V90H113ZM132 92V89L131 90H129L128 92V94H130L131 92ZM139 91V90H138ZM140 91V92H141ZM142 91V92H143ZM174 92V93H178L179 94V92ZM180 91H182V90H180ZM188 92H190L189 90H187ZM187 91H185L184 90V92H187ZM192 91L193 90H191V92H190V94L192 93ZM193 91V92H194ZM217 91V90H216ZM215 91V92H216ZM219 91V90H218ZM230 91V90H229ZM60 92V91H59ZM59 92H56V93H59ZM71 92V91H70ZM74 92V91H73ZM82 92V91H81ZM85 92H87V91H85ZM91 92V91H90ZM92 92V93H93ZM96 92V93H97ZM104 92V91H103ZM118 92H120V90L118 91ZM124 92V91H123ZM125 92H126V96H124V97H127V91L125 90ZM124 92V93H125ZM139 92V93H140ZM141 92V93H142ZM156 93H157V91H155ZM160 92H162L163 93V91H160ZM187 92V93H188ZM196 92H198V91H196ZM222 92V91H221ZM228 92V91H227ZM233 92H234V90H233ZM236 92V91H235ZM234 92V93H235ZM239 92V91H238ZM246 92V91H245ZM250 92V91H249ZM39 93V92H38ZM51 94H49V95H53L52 94V92H50ZM64 93H65V91H64ZM83 93V92H82ZM99 93V92H98ZM109 93V92H108ZM112 93V92H111ZM122 93V92H121ZM123 93V94H124ZM136 93V92H135ZM141 93L139 94V95H141ZM151 93H153V91L151 92ZM181 93V92H180ZM199 93V92H198ZM207 93V92H206ZM212 93V92H211ZM226 93V92H225ZM259 93V92H258ZM45 94V93H44ZM66 95H67V93H65ZM78 94V93H77ZM100 94V93H99ZM107 94V93H106ZM116 94V93H115ZM150 94V93H149ZM153 94H155V93H153ZM160 96H161V94L160 93H158ZM165 95H168V94H166V93H164ZM178 94H176V96L178 95ZM182 94V96H183V93H181ZM199 94H202V92L201 93H199ZM213 94V93H212ZM221 94V93H220ZM228 94H230L231 95V93H228ZM238 94V93H237ZM240 94V93H239ZM238 94V95H239ZM256 94H257V92H256ZM261 94V93H260ZM264 94V93H263ZM262 94V95H263ZM68 95H69V93H68ZM79 95H80V93H79ZM84 95V94H83ZM96 95H98V94H96ZM102 95H103V93H102ZM101 95V96H102ZM131 95V94H130ZM135 95V94H134ZM137 95H138V92H137ZM144 95V94H143ZM172 96H173V93L171 94ZM186 95V94H185ZM193 95V94H192ZM194 95H195V93H194ZM214 95H216V93L214 94ZM232 95H234V94H232ZM236 95V94H235ZM234 95V97H238V96H235ZM242 95V94H241ZM258 95V94H257ZM70 96H71V94H70ZM85 96H86V94H85ZM89 96H90V93H89ZM93 96V95H92ZM91 96V97H92ZM116 96H117V94H116ZM151 96H152V94H151ZM157 96V95H156ZM170 96V95H169ZM168 96V97H169ZM171 96V97H172ZM180 96V95H179ZM188 96V95H187ZM187 96H185V97H187ZM191 96V95H190ZM199 96V95H198ZM217 96V95H216ZM254 96H255V94H254ZM260 96V95H259ZM258 96V97H259ZM55 97H59L58 95L56 96L55 95ZM62 96H60V98H61ZM72 97H74V96H72ZM77 97V96H76ZM83 97V96H82ZM81 97V98H82ZM95 97V96H94ZM98 97V96H97ZM103 97H106V95L105 96H103ZM109 97V96H108ZM113 97V96H112ZM118 97V96H117ZM121 97V96H120ZM136 97V96H135ZM146 97H149V96H146ZM166 97V96H165ZM178 97V96H177ZM194 97V96H193ZM204 97V96H203ZM241 97H243V96H241ZM241 97H239V99L241 98ZM245 97V96H244ZM87 97H85V100H87L86 99ZM93 98V97H92ZM102 98V97H101ZM119 98V97H118ZM128 98H129V96H128ZM128 98H124V99H127L128 100ZM141 98V97H140ZM156 98V97H155ZM180 98V97H179ZM182 98V97H181ZM191 98H192V96H191ZM221 98V97H220ZM232 98V97H231ZM249 98V97H248ZM251 98V97H250ZM260 98V97H259ZM83 99V98H82ZM82 99H80V100H82ZM108 99V98H107ZM110 99V98H109ZM123 99V98H122ZM137 99V98H136ZM153 99V98H152ZM166 99V98H165ZM168 99V98H167ZM170 99H173V98H170ZM170 99H169V101H170ZM178 99V98H177ZM210 99V98H209ZM212 99V98H211ZM214 99H215V96H214ZM224 99V98H223ZM228 99H230V97L228 98ZM228 99H227V101H228ZM238 99V100H239ZM251 99H253V98H251ZM256 99V97L254 98V100ZM258 99V98H257ZM261 99V98H260ZM63 100H66V99H63ZM84 100V99H83ZM101 100V99H100ZM115 100V99H114ZM119 100H120V98H119ZM130 100V99H129ZM176 100V99H175ZM174 100V102H176ZM184 100H186V99H184ZM201 100V99H200ZM213 100V99H212ZM218 100V99H217ZM217 100H214L215 102L217 101ZM220 100V99H219ZM8 101H12L11 103H9ZM57 101V100H56ZM59 101V100H58ZM58 101H57V103H58ZM78 101V100H77ZM93 101V100H92ZM110 101V100H109ZM134 101H135V99H134ZM151 101V100H150ZM149 101V102H150ZM158 100H156L155 102H157ZM163 101V100H162ZM177 101H179V100H177ZM187 101V100H186ZM202 101V100H201ZM209 100H207L206 102H208ZM211 101V100H210ZM223 101V100H222ZM237 101V100H236ZM248 101V100H247ZM46 102V104L48 105H46L45 104V106L42 108V106L44 105V103ZM64 102V101H63ZM62 102V103H63ZM69 102V101H68ZM84 101H82V103H83ZM94 102H95V100H94ZM111 102V101H110ZM120 102V101H119ZM122 102V101H121ZM126 102V101H125ZM139 102V101H138ZM143 102V101H142ZM146 102H147V100H146ZM161 102V101H160ZM164 102V101H163ZM162 102V103H163ZM182 102H184V101H182ZM195 102V101H194ZM206 102L204 103V105L206 104ZM214 102V103H215ZM229 102V101H228ZM227 102V103H228ZM238 102H240V101H238ZM244 102V101H243ZM255 102V101H254ZM257 102L258 103H262V102H260V101H258L257 100ZM257 102H255V104L257 103ZM9 103V104H8ZM61 102H60V104H62ZM66 103H67V101H65V104L64 105H66ZM85 103V102H84ZM114 103V102H113ZM117 103V102H116ZM124 103V102H123ZM131 103H132V101H131ZM135 103V102H134ZM137 103V102H136ZM173 103V102H172ZM193 103V102H192ZM202 103V102H201ZM219 103V102H218ZM226 103V102H225ZM232 103H233V98H232ZM251 103H253L252 101H251ZM250 103V104H251ZM4 104V103H3ZM3 104H1V105H3ZM72 104V103H71ZM78 104H80V102L78 103ZM98 104V103H97ZM102 104V103H101ZM115 104V103H114ZM121 104V103H120ZM129 104V103H128ZM141 103H139V104H137L138 106L140 105ZM165 103H163V105H164ZM167 104V103H166ZM174 104V103H173ZM175 104H177L178 105V103L176 102ZM185 104H186V102H185ZM194 104V103H193ZM192 104V105H193ZM195 104H196V102H195ZM213 104V103H212ZM211 102H210V107L209 108H211ZM229 104V103H228ZM227 104V105H228ZM230 104H231V101H230ZM248 104V103H247ZM20 107H19V106ZM55 105H56V107H58L57 105H59V104H56L55 103ZM54 105V106H55ZM68 105V104H67ZM90 105V104H89ZM105 105V104H104ZM103 105V106H104ZM126 105V104H125ZM136 105V104H135ZM169 105H171V104H169ZM192 105H188V106H190V108L192 107ZM201 106H202V104H200ZM198 106V107H201V106ZM225 105V104H224ZM227 105L226 106H224V107H227ZM246 105V104H245ZM244 105V106H245ZM60 106V105H59ZM85 106H86V103H85ZM91 106V105H90ZM112 106V105H111ZM128 106V105H127ZM126 106V107H127ZM151 106V105H150ZM166 106V105H165ZM173 106V105H172ZM171 106V107H172ZM176 106V105H175ZM196 106V105H195ZM206 106V105H205ZM216 106H219L218 104L216 105ZM235 106H236V104H235ZM235 106H234V108H235ZM238 107H239V105H237ZM250 106V105H249ZM252 106V105H251ZM259 106V105H258ZM258 106H256V107H258ZM1 107V106H0ZM51 107V109L49 110V108ZM61 107V106H60ZM66 108H67V106H65ZM81 107V106H80ZM83 107V106H82ZM100 107V106H99ZM107 107H109V106H107ZM125 106H123V108H124ZM128 107H130V106H128ZM135 107V106H134ZM144 108H145V105L143 106ZM148 106H146V108H147ZM169 107V106H168ZM170 107V108H171ZM181 107V106H180ZM184 107V106H183ZM213 107V106H212ZM242 107H243V105H242ZM254 108V109H256L257 110V108ZM6 108V107H5ZM4 108V109H5ZM9 108H11V106L9 107ZM24 110L25 108H27L26 110H24V111H21L22 109ZM79 108V107H78ZM97 108V107H96ZM106 108V107H105ZM113 108V107H112ZM116 108V107H115ZM119 108V107H118ZM137 108H140V107H137ZM153 108H155V106L153 107ZM179 108V107H178ZM185 108H186V106H185ZM189 108V109H190ZM193 108H194V105H193ZM214 108V107H213ZM213 108H211V109H213ZM216 108V107H215ZM218 108H220V107H218ZM221 108H222V106H221ZM245 108V107H244ZM247 108V107H246ZM251 108V107H250ZM249 108V109H250ZM2 110L3 112L5 111V110ZM63 109V108H62ZM87 109V108H86ZM90 109V108H89ZM104 109V108H103ZM121 109H122V107H121ZM125 109V108H124ZM123 109V110H124ZM129 109V108H128ZM134 109V108H133ZM141 109H142V106H141ZM140 109V110H141ZM172 109H173V107H172ZM184 109V108H183ZM192 109V108H191ZM191 109H190V111H191ZM195 109V111H196V109H199V108H194ZM201 109L203 110V107H201ZM211 109H207L208 111H211ZM229 109V108H228ZM237 109V108H236ZM235 109V110H236ZM263 109H264V104H263ZM1 110V109H0ZM7 110V109H6ZM53 110H56V112H55V114L57 113L58 115L56 116V117H54V114H53ZM92 110V109H91ZM95 110H97V109H95ZM94 110V111H95ZM101 110V109H100ZM104 110H106V109H104ZM108 110V109H107ZM134 110H136V108L134 109ZM134 110H132L131 112H133ZM158 110V109H157ZM164 110H165V108H164ZM169 110V109H168ZM186 110V109H185ZM193 110V109H192ZM206 110V109H205ZM216 110H217V108H216ZM231 110L232 109H230L229 110V112L231 113V115L233 114V112H231ZM235 110H233V111H235ZM238 110H239V108H238ZM238 110H236V112L238 111ZM246 110V109H245ZM256 110H253V111H256ZM10 110H8V112H9ZM29 111H27V113L29 112ZM61 111V110H60ZM69 111V110H68ZM86 111V113H88V112H90V111H88L87 112V110H85ZM99 111V110H98ZM125 111V110H124ZM123 111V112H124ZM150 111V110H149ZM152 111V110H151ZM155 111V110H154ZM162 111H163V109H162ZM176 111H177V107H176ZM180 111H182L183 112V110H180ZM187 111V110H186ZM199 111V110H198ZM215 111V110H214ZM213 111V112H214ZM239 111H242V110H239ZM244 111V110H243ZM242 111V112H243ZM252 111V110H251ZM252 111V112H253ZM258 111V110H257ZM261 111V110H260ZM263 111V110H262ZM261 111V112H262ZM12 112V111H11ZM67 112V111H66ZM72 112V111H71ZM76 112V111H75ZM103 112V111H102ZM122 112V111H121ZM120 112V113H121ZM130 112V111H129ZM136 112H138V109H137V111ZM135 112V113H136ZM140 112H142V110L140 111ZM153 112V111H152ZM164 112V111H163ZM178 112V111H177ZM194 112V111H193ZM203 112V111H202ZM206 112V111H205ZM205 112L203 113V116H204V114H205ZM221 112H222V110H221ZM220 112V113H221ZM236 112L234 113V115L236 114ZM7 113V112H6ZM15 113V112H14ZM26 113V114H27ZM31 113L32 112H30L27 116H30L31 115ZM39 113V114H40ZM43 113V114H44ZM64 113V112H63ZM79 113H81V112H79ZM99 113V112H98ZM115 113V112H114ZM126 113V112H125ZM157 113H159V112H157ZM174 113V112H173ZM180 114H181V112H179ZM178 113V114H179ZM184 113V112H183ZM194 113H197V112H194ZM199 113H200V111H199ZM199 113L196 115L197 116V119L198 118H200L199 116H202V114L201 115H199ZM207 113V112H206ZM238 113V112H237ZM250 113V112H249ZM254 113V112H253ZM258 113V112H257ZM11 114H13V113H11ZM19 114V113H18ZM25 114V113H24ZM25 114V115H26ZM53 114V115H52ZM65 114V113H64ZM63 114V115H64ZM67 114H69V112L67 113ZM74 114V113H73ZM90 114V113H89ZM103 114V113H102ZM116 114V113H115ZM123 114V113H122ZM130 114H131V116L133 117V115H132V113H129V115L126 113V115L128 116V118L130 117ZM134 114V113H133ZM139 113H137V115H138ZM143 114H145V113H143ZM162 114V113H161ZM160 114V115H161ZM165 114H167V113H165ZM168 114H170V113H168ZM167 114V115H168ZM222 114V113H221ZM229 114V113H228ZM245 114V113H244ZM3 115V117H5L4 116V114H2ZM16 115V114H15ZM33 115L35 116V114L33 113ZM33 115H31L30 116V118H32L33 117ZM75 115V114H74ZM79 115V114H78ZM83 115V114H82ZM94 115V114H93ZM93 115L91 116V117H93ZM95 115H96V113H95ZM114 115V114H113ZM117 115V114H116ZM136 115V114H135ZM135 115H134V117H135ZM142 115V114H141ZM140 114L138 115V116H141ZM153 115H155V113L153 114ZM184 115L185 114H183V117H184ZM189 115V114H188ZM206 115V114H205ZM230 115V116H231ZM233 115V116H234ZM242 115V114H241ZM251 115V114H250ZM253 115V114H252ZM261 115V114H260ZM264 115V114H263ZM22 116V115H21ZM53 116V117H52ZM66 116V115H65ZM75 116H77V115H75ZM81 116V115H80ZM98 116V115H97ZM103 116V118H104V115H101V117ZM143 116H145V115H143ZM158 116V115H157ZM156 116V117H157ZM163 116V115H162ZM170 116H172V115H170ZM174 116V115H173ZM176 116H177V114H176ZM190 116H192V115H190ZM210 116V115H209ZM208 116V117H209ZM221 116H223V115H221ZM240 116V115H239ZM18 117H19V115H18ZM23 117V116H22ZM59 117V116H58ZM62 117V116H61ZM61 117H59V118H61ZM94 117H96V116H94ZM100 117V118H101ZM106 117V116H105ZM111 117V116H110ZM113 117V116H112ZM165 117V116H164ZM178 117H181V116H178ZM186 117V116H185ZM205 117V116H204ZM224 117V116H223ZM235 117V116H234ZM238 117V116H237ZM248 117H249V115H248ZM251 117V116H250ZM260 117V116H259ZM13 118V117H12ZM23 118H25V117H23ZM23 118H21V119H23ZM34 118V117H33ZM44 117H42V119H43ZM63 118V117H62ZM61 118V119H62ZM72 118V117H71ZM136 118V119H135ZM135 118H133V119H135L134 121H136L137 120V116L135 117ZM151 118H153V117H151ZM155 118V117H154ZM174 118V117H173ZM188 118V117H187ZM194 118V117H193ZM207 118V117H206ZM206 118L204 119L205 120V122H206ZM210 118V117H209ZM215 118V117H214ZM213 118V119H214ZM220 118V117H219ZM9 118H7V120H8ZM19 119V118H18ZM36 118H34V122H35V124L37 123V121H39L40 122V120H38V119H36ZM45 119V118H44ZM48 119V118H47ZM64 119H67L66 117L64 118ZM64 119H63V122H64ZM86 119V118H85ZM97 119V118H96ZM95 119V120H96ZM120 119H122V115L120 116ZM124 119H127V118H124L123 117V122H122V120H119V121H121L122 123H119V121H118V123L119 124H117V126H118V128H121L122 127V129L124 128L125 129V126L123 125V123L124 122H126V120H124ZM130 119V118H129ZM129 119H127V121H129ZM132 119V120H133ZM175 119V118H174ZM179 119H181V118H179ZM178 119V120H179ZM191 119V118H190ZM202 119H203V117H202ZM211 119H212V117H211ZM224 119V118H223ZM226 119V118H225ZM234 119V118H233ZM6 120V118H0V252H2L4 255H5V258H4V262H3V264H142L143 263V261H144V257L145 256H147L146 254H148V252L150 253V249H152L154 246H156V244L155 245H153V243H152V241H151V243L149 242L150 240L149 239H147V238H150V237H145L146 239H147V242H149L148 244L146 243V239L144 240L145 242V244H147V245H143V246H145V247H143L142 246V248H143V250L141 251V254H139V253H137V254H134L133 253V251H132V249H131V246L132 245H134L136 242H138V239L140 238L139 237V235L140 234H145V232H146V234H147V232H148V234L150 233L151 234V232L154 230L152 227L155 225H153V222H155L156 221V219L155 218H157L156 217V215L158 214V211H157V207H155L157 204H159V202H161L162 201V199H163V202L166 200V199H169V202H168V200H166L165 202H164V207H170V205H171V207L173 206L174 208H176V209H178V211H179V209H180V211H183V213L186 215V218L185 219H176V218H174V219H176L177 221H175L174 223H175V226H173L172 227V229L174 230V236H171V235H173V230H170V233H171V235H170V233L168 234L167 232H165V238L164 239H166V238H168L169 239V237L172 239V241H170V240H168V241H170V244H168V246L169 247H167L166 245V243H168V241L166 240L165 242L166 243H164V244H166V245H162V247L163 248H165L163 251H161L160 252V254H163V256H161V259L162 260H166V258L168 259V258H170L171 260H170V262H169V260H167L168 262H166V261H164V262H166L167 264L169 263V264H183V262L185 261V260H187V259H192L193 258V256L195 255L196 256V253L195 252H197V251H193V249H195L196 247L195 246H197V245H193V249H191V246H189V245H192L190 242L192 241V240H194V236H195V234H198L199 232H198V230H201V228L202 227H200V226H198V227H200V229H198L197 228V225H198V221H197V216L196 215H198V214H200L201 212H200V210H201V203H203L204 201H199V200H197L196 198H195V196L193 195V192H192V194H191V191H194V190H192L194 187L196 188V187H199L200 189H202L201 191L203 192V190H204V192L205 191H208L209 193V195H208V197H206L207 199H205V201L206 202H204V204L205 205H208V206H210V204L213 206V208H214V211H211V212H219V214L220 213H225L224 214V216H226V217H224V218H229V221H231V219H232V222L234 223L235 221H236V223L238 224V226L236 225V226H233V228H228L229 230L226 232V233H224V235L222 236H218V237H214V236H212V235H209V234H207L208 232H207V230L205 231V230H201L200 231V233L202 234L203 232H205V234H202V235H204L205 236V238H202V241H204V243L202 242V241H200V238H199V243H201L200 245H202V246H200V247H198L199 249H200V251H198V252H200V254L199 255H203V254H205V255H210V253L212 254L213 252H211V248L214 250H222V251H224V254H225V256L226 257H229V258H226L225 260H227V259H229L230 261H231V258H232V261L234 262V258L236 259L235 261H237L238 260V262H236V264L237 263H239V264H264V151H263V148L261 149V151H262V153L260 154V156L259 155H257V153H255V151H254V154L253 153H251V154H253V156L251 155V157L249 156V158L246 156V158H244V157H242L241 155H240V158H244V159H241V160H243L242 162H241V160H240V163L238 164V165H234V168H236L235 169V171H234V169H231V170H233V172L232 173H224V175L222 176V178H220V179H217L216 180V177H215V179L214 180H211L212 179V177L211 178H208L209 177V175H208V177H206V178H202V179H200V180H197V182L195 181L196 180V178H191V179H193L192 181H191V179H189L187 182L185 181V183H183L182 182V185H181V187H183L184 188V193L182 194V197H181V200L179 199H177V200H175V198H173V200H172V195H174V194H169V193H171V188H170V186L171 187H173V186H177V184H175V183H178V182H176V180H175V178L173 179V177H170V176H167L166 175V178L164 177V175H162V174H160L158 171H156V170H154V169H152V171H150V170H148V169H146L145 167H143V165L141 166L140 165V163H137L136 161H138V160H135L133 157H126V158H124V157H122L121 155H120V153L119 152H113V151H110V150H107L108 148L106 147V145H108V139H114L115 141L117 140L116 138H113V135L115 134V130H114V128L115 127H117L116 125H115V127H112V129L114 130V132H112V130H111V132L112 133H114V134H112L111 132H110V136H109V132H108V129H106V131L108 132H106V131H104L106 134H104L103 133V130L100 132V133H97V132H95V130H93V129H95L94 127L92 128V124H91V129H90V127L88 128L89 130H91V132L92 133H90V134H93V135H90L89 134V131H88V135H90V136H88V137H86L87 139H85L84 138V140L87 142V143H84V140H82V143H84V144H86V148H85V145H84V147L81 149H79V150H77V148H76V154L75 153H73V152H71L72 151V148H71V150H70V148L68 147V149L67 148H63V147H61L60 145H59V147H57V148H59V150H57L56 148L54 149V148H52V146H53V144H51L50 142L47 144V145H49V144H51V147H47V145L44 143V145H46L45 147L44 146H42L41 144H40V140H41V138H40V136L39 135H35V134H37V133H35L34 134V132H33V136H30V138L28 137L29 136V131H31L27 126H26V128L28 129V132H27V129L26 128H21L20 127V124H18V123H14V124H11L12 122H11V120L9 119L8 121ZM29 120V119H28ZM27 120V121H28ZM32 120V122H30ZM30 121H29V123L28 122H25L26 124H28V125H30L32 128L34 127V122H33V119H31ZM74 120H76V118L74 119ZM81 120H82V118H81ZM87 120V119H86ZM103 120V119H102ZM108 120V119H107ZM107 120H105V121H107ZM116 120V119H115ZM114 120V121H115ZM141 120H146V119H144V117H143V119H141ZM148 120H149V118H148ZM151 120V119H150ZM156 120V119H155ZM162 120V119H161ZM200 120H201V118L200 119H198V121H199V123H200ZM241 120V119H240ZM246 120V119H245ZM26 121V120H25ZM46 122V126L48 125L47 124V120H45ZM58 121H61L60 123H58ZM67 121V120H66ZM66 121H65V123H66ZM72 121V120H71ZM83 121V120H82ZM112 121V120H111ZM130 121H131V119H130ZM126 122V123H128V124H126V125H129L131 122ZM158 121V120H157ZM157 121H155V122H157ZM160 121V120H159ZM163 121H164V119H163ZM170 121V120H169ZM176 121H177V119H176ZM190 121V120H189ZM208 121H209V123L210 122H212L210 119H207V122H206V124L208 123ZM215 121V120H214ZM219 121H220V119H219ZM223 121V120H222ZM239 121V120H238ZM246 121H248V120H246ZM251 121V120H250ZM257 121V120H256ZM38 122V125H42V123L41 122H43L42 120H41V124ZM48 122V123H49ZM67 122H69V121H67ZM83 122H85V121H83ZM89 122H91V121H89ZM94 122H96V121H94ZM142 122V121H141ZM144 122V121H143ZM152 122V121H151ZM166 122H167V119H166ZM172 122V121H171ZM182 122V121H181ZM195 122V121H194ZM202 122V121H201ZM205 122H204V124H205ZM217 121H215V123H216ZM224 122V121H223ZM226 122V121H225ZM24 123V122H23ZM24 123V124H25ZM31 123H32V125H31ZM55 123V124H56ZM64 123V124H65ZM71 123H73V122H71ZM70 123V124H71ZM75 123H77V122H75ZM111 123V122H110ZM109 123V124H110ZM133 123V122H132ZM136 124H137V122H135ZM146 123V122H145ZM150 123V122H149ZM173 123V122H172ZM185 123V122H184ZM192 123V122H191ZM220 123H221V121H220ZM229 123V122H228ZM248 123V122H247ZM252 123V122H251ZM262 123H263V120H262ZM34 124V125H33ZM51 124H52V122H51ZM50 124V125H51ZM69 124V125H70ZM85 124V123H84ZM103 124H104V122H103ZM107 124H108V122H107ZM115 124V123H114ZM148 124V123H147ZM147 124L145 125V124H143V126L145 125V126H147ZM158 125H160L159 124V122L157 123ZM168 124V123H167ZM196 124H197V122H196ZM195 124V126H198L199 124H197L196 125ZM204 124H203V126H204ZM230 124V123H229ZM232 124V123H231ZM237 124V123H236ZM235 124V125H236ZM243 124H245V122L243 123ZM242 123L240 124V125H243ZM257 124V123H256ZM255 123H254V125H256ZM54 125V124H53ZM61 125V124H60ZM79 125V124H78ZM88 125H90V124H88ZM96 125V124H95ZM99 125V124H98ZM101 125V124H100ZM111 125H113V123H111ZM110 125V126H111ZM119 125H120V127H119ZM122 125V126H121ZM141 125V124H140ZM150 125H151V123H150ZM155 125H156V123H155ZM176 125H177V123H176ZM185 125V124H184ZM188 125V124H187ZM192 125V124H191ZM216 125H218V124H216ZM226 125H228V124H226ZM250 124H248V126H249ZM260 124H258V126H259ZM263 126H264V123L262 124ZM44 126V125H43ZM45 126V129L46 130H48V132H50V130L52 129V127L50 128V129H47L48 127H46ZM58 125H56V127H57ZM62 126V125H61ZM72 126V125H71ZM70 126V127H71ZM75 126V125H74ZM74 126H72V128H74ZM109 126V125H108ZM107 125H106V127L105 128H107L108 127ZM110 126H109V128H110ZM144 126V127H145ZM174 126H175V124H174ZM174 126H172V127H174ZM190 126V125H189ZM188 126V127H189ZM210 126V125H209ZM208 126V127H209ZM225 126V125H224ZM223 126V127H224ZM262 126V127H263ZM36 127V126H35ZM38 127V126H37ZM36 127V128H37ZM54 127V126H53ZM60 127V126H59ZM64 127L65 128H63V130H65L67 127H69L68 125H67V123H66V126L64 125ZM104 127V126H103ZM159 127V126H158ZM165 127V126H164ZM179 127V126H178ZM182 127V126H181ZM184 127V126H183ZM192 127H194V126H192ZM201 127V126H200ZM214 127H216V126H214ZM242 127V126H241ZM244 127V126H243ZM246 127H247V124H246ZM254 128V126H253V124L250 126V127H248L247 129L249 130L250 128ZM40 128V127H39ZM58 128V127H57ZM57 128H56V130H57ZM60 128H62V127H60ZM59 128V129H60ZM77 128V127H76ZM75 128V129H76ZM117 128V129H118ZM127 128V127H126ZM128 128H129V126H128ZM127 128V129H128ZM132 128V127H131ZM138 129L137 127H133V129ZM149 128H150V126H149ZM153 128H155V126L153 127ZM161 128V127H160ZM185 128H187L186 126H185ZM190 128H191V126H190ZM198 128H199V126H198ZM197 128V129H198ZM205 128V127H204ZM204 128H202L201 127V129H204ZM206 128H207V126H206ZM237 128V127H236ZM235 128V129H236ZM253 128H252V130H253ZM24 129H26V130H24ZM70 129V128H69ZM74 129V130H75ZM82 129V128H81ZM85 129V128H84ZM87 129V128H86ZM116 129V130H117ZM121 129V130H122ZM123 129V130H124ZM132 129V130H133ZM148 129V128H147ZM162 129V128H161ZM184 129V128H183ZM196 129V128H195ZM207 129H209V128H207ZM207 129H206V131H207ZM220 129H221V127H220ZM230 129H232V127L230 128ZM234 129V130H235ZM242 129V128H241ZM241 129H237L236 131L237 132H239V130L242 132L243 130H244V128H243V130H241ZM244 130V132H246V133H248V130ZM258 129V128H257ZM32 130H35L36 131V129H32ZM54 130H55V128H54ZM56 130H55V132H56ZM78 130V129H77ZM109 130V131H110ZM130 130V129H129ZM132 130H131V132H132ZM141 130V129H140ZM139 130V131H140ZM143 130L145 131L146 129H144L143 128ZM149 130V129H148ZM148 130H146L148 133L151 131H148ZM154 130V129H153ZM165 130V129H164ZM163 130V131H164ZM187 130V129H186ZM205 130V129H204ZM217 130H218V127H217ZM251 130V129H250ZM263 130V129H262ZM24 131H25V134H26V132H27V136L24 134ZM44 131V130H43ZM52 131V130H51ZM58 131V130H57ZM60 131H61V129H60ZM66 131H68V130H66ZM79 131V130H78ZM87 131H85L86 133H87ZM93 131L95 132V133H93ZM146 131H145V134H146ZM188 131V130H187ZM215 131V130H214ZM228 131H229V129H228ZM227 131V132H228ZM254 131V130H253ZM256 131V130H255ZM52 132H54V131H52ZM54 132V133H55ZM61 132H64V133H71V132H73V131H68V132H65V131H61ZM60 132V133H61ZM80 132V131H79ZM82 132H84V130H82ZM117 132V131H116ZM119 132H120V130H119ZM125 132H126V130H125ZM135 132V131H134ZM183 132H184V130H183ZM191 132V131H190ZM208 132H209V130H208ZM218 132H219V130H218ZM224 132H225V130H224ZM231 132V131H230ZM233 132V131H232ZM236 132V133H237ZM243 132V133H244ZM31 133V132H30ZM57 133V132H56ZM78 133V132H77ZM124 133V132H123ZM128 131H127V135H128ZM138 133V132H137ZM136 133V134H137ZM160 133H161V131H160ZM166 133H167V131H166ZM210 133V132H209ZM223 133V132H222ZM221 133V134H222ZM243 133H241V136H242V134ZM257 133L259 134V132L257 131ZM261 133V132H260ZM32 134V133H31ZM73 134H74V132H73ZM82 134V133H81ZM85 134V133H84ZM112 134V135H111ZM119 134V133H118ZM121 134V133H120ZM126 134V133H125ZM130 134H132V133H130ZM153 134V133H152ZM168 134V133H167ZM195 134H197L196 133V131H195ZM201 134V133H200ZM214 134V133H213ZM212 134V135H213ZM217 134L219 135V133H216L215 135L217 136ZM221 134H220V136L219 137H222L221 136ZM226 134V133H225ZM234 134V133H233ZM253 134V133H252ZM34 135H35V138H37L38 136V138L40 139V140H37V139H32V137L34 138ZM49 135V134H48ZM57 135V134H56ZM55 135V136H56ZM71 135V134H70ZM75 136H78V135H76V131H75V134H74ZM83 135V134H82ZM107 135V136H106ZM115 135H117V133L115 134ZM124 135V134H123ZM134 135H135V133H134ZM142 135V134H141ZM147 135V134H146ZM181 135V134H180ZM193 135H194V133H193ZM192 135V136H193ZM206 135V134H205ZM239 135H240V133H239ZM244 135V134H243ZM255 135V134H254ZM262 135V134H261ZM54 136V135H53ZM59 137H60V134L58 135ZM58 136H56V137H58ZM80 136V135H79ZM126 136V135H125ZM166 136H168V135H166ZM195 136V135H194ZM209 136V135H208ZM226 136H228V133H227V135ZM234 135H232V137H233ZM247 137H248V135H246ZM46 137V136H45ZM62 137H64V136H62ZM71 137H72V135H71ZM71 137H69L70 139H71ZM81 137V139H83V137H85L84 135H83V137L82 136H80ZM117 137V136H116ZM136 137H138V136H136ZM141 137V136H140ZM143 137V136H142ZM201 137V136H200ZM210 137L211 136H209V139H210ZM229 137H231V136H229ZM228 137V138H229ZM235 137V136H234ZM243 138H245L244 136H242ZM241 137V138H242ZM253 137H255V136H253ZM119 138V137H118ZM129 138V137H128ZM131 138V137H130ZM145 138V137H144ZM149 137H147V139H148ZM151 138V137H150ZM161 138V137H160ZM164 138V137H163ZM167 138V137H166ZM205 138V137H204ZM208 138V137H207ZM214 138V137H213ZM226 138V137H225ZM236 138V137H235ZM234 138V139H235ZM240 138V137H239ZM262 138V140H261V143L264 141V137H261ZM49 139H55V138H51V136H50V138ZM62 138H56L55 140H51V142H55L56 140H58V142L61 140ZM77 139L79 140V138H76V141H77ZM80 139V140H81ZM120 139H121V137H120ZM146 139V140H147ZM159 139V138H158ZM178 139H179V137H178ZM177 139V140H178ZM189 139V138H188ZM201 138H199V140H200ZM206 139V138H205ZM212 139V138H211ZM218 139H220V138H216V141L218 140ZM223 138H221V140H222ZM231 139V138H230ZM230 139H228L229 141H231ZM260 139V138H259ZM75 140V139H74ZM74 140H72L71 139V141H74ZM114 140H111L112 141V143L114 142V144H115V141ZM126 140V139H125ZM130 140V139H129ZM128 139L126 140V141H129ZM132 140V139H131ZM141 140V139H140ZM143 141H144V143L146 142V140H144V139H142ZM149 140V139H148ZM184 140V139H183ZM186 140V139H185ZM196 140V139H195ZM213 140V142H214V140L215 139H212ZM221 140H219V141H221ZM227 140V141H228ZM236 140V139H235ZM239 140V139H238ZM248 140H251V139H248L247 138V140H246V142H248ZM42 141H43V138H42ZM49 141V140H48ZM62 141V140H61ZM75 141V142H76ZM110 141V140H109ZM117 141H119V139L117 140ZM116 141V143H118ZM143 141H140L141 143L143 142ZM201 141V140H200ZM203 141V140H202ZM210 141V140H209ZM224 141V140H223ZM240 141V140H239ZM255 141V140H254ZM259 140H257V143H256V141H255V144L258 146V145H261L260 144V141L258 142ZM45 142V141H44ZM57 142V141H56ZM57 142V143H58ZM78 142V141H77ZM76 142V143H77ZM80 142V141H79ZM79 142H78V145H79ZM107 142V143H106ZM122 142V141H121ZM130 142V141H129ZM129 142H127V143H129ZM134 142V141H133ZM136 143H137V141H135ZM148 143H151L150 142V140L149 141H147ZM146 142V143H147ZM172 142V141H171ZM170 142V143H171ZM192 142V141H191ZM207 142V141H206ZM222 142V141H221ZM221 142H219L220 144H222ZM225 142V141H224ZM238 142V141H237ZM240 142H242V141H240ZM244 142V145H246L245 144V140L243 141ZM252 142V141H251ZM42 143V142H41ZM60 143V142H59ZM62 143H63V141H62ZM62 143H60V144H62ZM74 143V142H73ZM81 143V142H80ZM104 143H106L105 144V147L106 148H103V144ZM111 143V142H110ZM111 143V145H113ZM132 143V142H131ZM130 143V144H131ZM141 143H139V144H141ZM152 143H153V141H152ZM158 143V142H157ZM160 143V142H159ZM178 143V142H177ZM180 143V142H179ZM178 143V144H179ZM183 143H184V141H183ZM180 144V146L181 145H184V144ZM202 143V142H201ZM209 143H211V142H209ZM214 143H216V142H214ZM218 143V144H219ZM231 142H229V144H230ZM254 143V142H253ZM259 143V144H258ZM264 143V142H263ZM43 144V143H42ZM64 144V143H63ZM89 144V145H88ZM103 146H102V145ZM118 144H120V143H118ZM124 144V143H123ZM134 144V143H133ZM156 144V143H155ZM173 144H174V142H173ZM177 144V145H178ZM202 144H205V141H204V143H202ZM225 144V143H224ZM232 144V143H231ZM247 144H249V143H247ZM254 144V146L252 145V147H255L256 145ZM56 145V144H55ZM68 145V144H67ZM116 145V144H115ZM125 145V144H124ZM127 145V144H126ZM162 145V144H161ZM170 145H172V144H170ZM169 145V146H170ZM192 145V144H191ZM193 145H197V144H194L193 143ZM209 145V144H208ZM212 145V144H211ZM241 145V144H240ZM243 145V146H244ZM250 145V146H251ZM264 145V144H263ZM263 145H261L262 147H264ZM57 146V145H56ZM69 146V145H68ZM73 146H74V144H73ZM76 146V145H75ZM117 146V145H116ZM127 146H129V145H127ZM135 146V145H134ZM137 146V145H136ZM143 146V145H142ZM151 146H154V145H151ZM150 146V147H151ZM167 146V145H166ZM185 146H189V145H185ZM203 146V145H202ZM222 146V145H221ZM220 146V147H221ZM230 145H228V147H229ZM237 148H239L240 146H239V143H237V145H235ZM239 146V147H238ZM256 146V147H257ZM261 146H259L258 148H252V151L253 150H255V149H259ZM63 148L62 150H60L61 148ZM77 147V146H76ZM109 147H110V145H109ZM156 147V146H155ZM154 147V148H155ZM179 147V146H178ZM183 147V146H182ZM198 147V146H197ZM200 147V146H199ZM209 147V146H208ZM223 147V146H222ZM221 147V148H222ZM227 147V148H228ZM247 147H249V145L247 146ZM115 148V147H114ZM117 148V147H116ZM122 148V147H121ZM137 148H138V146H137ZM162 148V147H161ZM177 148V147H176ZM185 149H186V147H184ZM188 148V147H187ZM190 148V147H189ZM203 148V147H202ZM216 148V147H215ZM224 148V147H223ZM246 148V147H245ZM244 148V149H245ZM250 148V147H249ZM66 149H67V151L68 150H70V152L72 153H70V152H67L66 151ZM126 149V148H125ZM157 149V148H156ZM212 149V148H211ZM240 149V148H239ZM119 150V149H118ZM130 150V149H129ZM134 150V149H133ZM138 150V149H137ZM140 150V149H139ZM174 150V149H173ZM178 150V149H177ZM180 150V149H179ZM184 150V149H183ZM193 150V149H192ZM207 150V149H206ZM215 150H217V149H215ZM230 150H232V149H230ZM234 150H236V148L234 149ZM233 150V151H234ZM238 150V149H237ZM241 150V149H240ZM249 150H251V148L249 149ZM256 150V151H257ZM67 152V154L69 153V155H67L65 152ZM78 151V152H77ZM127 151V150H126ZM165 151V150H164ZM194 151V150H193ZM196 151V150H195ZM209 151H210V149H209ZM232 151V152H233ZM135 152V151H134ZM206 152H208V151H206ZM229 152V151H228ZM227 152V153H228ZM236 152H238V151H236ZM240 152V151H239ZM246 152L247 151H245L244 153L246 154ZM257 152H259V150L257 151ZM143 153V152H142ZM141 153V154H142ZM170 153V152H169ZM172 153H174L175 154V152H172ZM182 153V152H181ZM213 153H214V151H213ZM217 153V152H216ZM221 153V152H220ZM241 153H243V151L241 152ZM71 154V155H70ZM126 154V153H125ZM192 154V153H191ZM231 155H232V153H230ZM234 154V153H233ZM238 154V153H237ZM259 154V153H258ZM135 155H137V154H135ZM134 155V156H135ZM167 155H170V154H168L167 153ZM178 156H179V158L181 159V157H180V155L179 154H177ZM186 155V154H185ZM202 155H204V154H202ZM246 155H248V154H246ZM254 155H256V156H254ZM151 156V155H150ZM174 156V155H173ZM176 156V155H175ZM175 156H174V158H175ZM191 156V155H190ZM201 156V155H200ZM207 156V155H206ZM209 156V155H208ZM207 156V157H208ZM233 156H235V158H236V153H235V155H233ZM245 156V155H244ZM259 156V157H258ZM167 157V156H166ZM169 157V156H168ZM210 157V156H209ZM215 157V156H214ZM225 157V156H224ZM231 157V156H230ZM230 157L227 159L228 161H229V159H230ZM237 157H239V156H237ZM254 157H256V159L254 158ZM137 158V157H136ZM162 158H164V156L162 157ZM171 158V157H170ZM173 158V157H172ZM173 158V159H174ZM186 158V157H185ZM212 158V157H211ZM254 158V159H253ZM141 159V158H140ZM152 159V158H151ZM165 159V158H164ZM168 158H166L165 160H167ZM191 159V158H190ZM222 159V158H221ZM232 160H233V162H234V159L233 158H231ZM155 160V159H154ZM153 161V160H152ZM169 161H170V159H169ZM175 160H173V162H174ZM195 161V160H194ZM203 161V160H202ZM236 161H239V159L238 160H236ZM149 162V161H148ZM161 162H162V160H161ZM172 162V161H171ZM181 162V161H180ZM179 162V163H180ZM198 162V161H197ZM211 162V161H210ZM233 162H231V167H233ZM145 163V162H144ZM150 163V162H149ZM158 163V162H157ZM170 163V162H169ZM221 163H223V161L221 162ZM228 163V162H227ZM237 163V162H236ZM154 164V163H153ZM175 164V163H174ZM178 164V163H177ZM180 164H182V163H180ZM188 164V163H187ZM220 164V163H219ZM234 164H235V162H234ZM155 165V164H154ZM173 165V164H172ZM208 165V164H207ZM216 165V164H215ZM228 165V164H227ZM146 166V165H145ZM165 166V165H164ZM163 166V167H164ZM175 166V165H174ZM190 166V165H189ZM209 166V165H208ZM213 166V165H212ZM161 167V166H160ZM218 167V166H217ZM229 167V166H228ZM172 168V167H171ZM179 168V167H178ZM227 168V167H226ZM225 168V169H226ZM174 169V168H173ZM215 169V168H214ZM219 169V168H218ZM221 169V168H220ZM220 169L218 170V171H220ZM162 170V169H161ZM167 170V169H166ZM170 170V169H169ZM179 170V169H178ZM204 170V169H203ZM209 170V169H208ZM222 170H224V169H222ZM221 170V171H222ZM168 171V170H167ZM206 171H207V169H206ZM218 171H216L217 172V174L219 173ZM220 171V172H221ZM225 171V170H224ZM162 172V171H161ZM195 172V171H194ZM199 172V171H198ZM191 173V172H190ZM202 173V172H201ZM206 173V172H205ZM171 174V173H170ZM195 174V173H194ZM199 174V173H198ZM203 174H204V172H203ZM206 174H208V173H206ZM212 174V173H211ZM177 175H179V174H177ZM187 175V174H186ZM176 176V175H175ZM188 176H190V175H188ZM206 176V175H205ZM210 176H213V174L212 175H210ZM192 177V176H191ZM214 177V176H213ZM217 177H219V176H217ZM189 178V177H188ZM197 178H198V176H197ZM200 178H201V175H200ZM167 179V180H166ZM187 180V179H186ZM179 182H180V180H179ZM83 186H85L86 187V189H84L83 188ZM179 187H180V184L178 185ZM83 188L85 191H87L86 193L87 194H85L86 196V198H85V203L83 202V200H82V202H79L78 201V199L77 198H79V195H80V193H83L82 191H83V189H81L82 191L81 192H79V188ZM109 188V190H107V191H112L111 193H113L114 194V197H113V195H112V201L113 200H117V198L118 199H121V201H123V203L125 202L124 200H126L127 198H129L130 200V204H132L131 206H133L132 208H129L130 210L132 209L133 211H126V214H124L125 212H123V214H118L119 212L120 213H122L121 211H116V213H115V210L113 209L114 208V206L116 205H119V204H121L122 205V207L124 208V206H123V204L121 203V202H117V204H115L116 202L114 201V205H113V212H111V211H109V212H105L106 214L107 213H109L107 216H106V214L104 213V211H103V214H105V215H102L101 213V211H100V209H99V211H98V208H97V206H99V204L97 205V201H99V202H101L102 203V201H100V199L99 200H97L98 199V195L96 196V194L95 193H97V190H104V188ZM111 189V190H110ZM84 191V192H85ZM93 191L95 192V193H93ZM100 191V192H101ZM106 190H105V192H107ZM121 191H123V193H125V194H122V192ZM139 191V192H138ZM177 191H178V189H177ZM198 191H200L199 189H198ZM77 192L79 193V195H77ZM174 192V191H173ZM182 192V191H181ZM91 193H92V195H91ZM138 193V194H137ZM201 193V192H200ZM207 193V192H206ZM84 194V193H83ZM95 194V195H94ZM98 194V193H97ZM103 192L102 193H100L99 195H101V196H103ZM110 194V193H109ZM108 194V195H109ZM175 194H176V192H175ZM181 194V193H180ZM92 197H91V196ZM78 196V197H77ZM82 195H80V198H79V200L81 199V198H83L84 197V195L81 197ZM101 196H99V197H101ZM122 196H126V199H123V198H120V197H122ZM171 196V197H170ZM90 197V198H89ZM110 197V196H109ZM146 197H148L149 199L150 198H152L153 200H155L156 199V201H155V203L157 202V200L159 199V201L157 202V204L155 205H153V206H151L152 204H151V200L149 201V202H146L147 200V198ZM174 197V196H173ZM178 197V196H177ZM89 198V199H88ZM97 198V199H96ZM115 198V199H114ZM146 198V199H145ZM166 198V199H165ZM205 198V197H204ZM91 199V200H90ZM94 199H96V200H94ZM109 199V198H108ZM143 199H145V200H143ZM90 200V202H88ZM175 200V201H174ZM202 200V199H201ZM117 201H119V200H117ZM127 201V200H126ZM88 202V203H87ZM179 202V203H178ZM79 203H81L83 206H79L80 204ZM100 203V205H102ZM109 204L110 203H113V202H108ZM77 204H79L78 206H79V208H80V210L82 211H80L79 209H76L77 208ZM126 204V202L124 203V205ZM128 204V203H127ZM130 204H128V206H130ZM135 204H137L139 207H141V208H135ZM140 204V205H139ZM204 204H202V205H204ZM84 205H85V207H84ZM106 205H108V204H106ZM111 205V204H110ZM109 205V206H110ZM204 205V206H205ZM89 207V209L87 210V211H85L86 210V208H88ZM108 206V208H109V210L111 209V207L112 206H110L109 207ZM120 206V205H119ZM126 207H127V205H125ZM162 206V207H163ZM203 206V207H204ZM76 207V208H75ZM83 207V208H82ZM101 207V206H100ZM105 207H107V206H105ZM121 207V206H120ZM120 207H118L119 209L118 210H121L120 209ZM121 207V208H122ZM207 207V206H206ZM205 207V208H206ZM211 207V206H210ZM209 207V209H211ZM75 208V209H74ZM117 208V207H116ZM115 208V209H116ZM128 208H126V209H128ZM173 208V209H174ZM200 208V209H199ZM83 209H84V212H83ZM125 208H124V211L126 210ZM128 209V210H129ZM144 210L145 209V211H141V210ZM168 209V208H167ZM172 209V210H173ZM105 210V209H104ZM108 210V209H107ZM117 210V209H116ZM161 210H162V208H161ZM203 210H205V209H203ZM207 210H208V208H207ZM213 210V209H212ZM164 211H165V209H164ZM163 211V213H165ZM168 211V210H167ZM206 211V210H205ZM209 211V212H208ZM207 212L208 213H210V210H208ZM118 212V213H117ZM131 212H133L132 214H130ZM169 212V211H168ZM200 212V213H199ZM207 212H206V214H207ZM127 213H129V215H127ZM134 213H135V215H134ZM216 213V214H217ZM170 214V213H169ZM179 214V213H178ZM213 214V213H212ZM127 215V216H126ZM160 215V214H159ZM163 215V214H162ZM205 215V214H204ZM137 216H138V218H137ZM220 216V215H219ZM162 217V216H161ZM175 217V216H174ZM199 217H200V215H199ZM204 217V216H203ZM209 217H210V215H209ZM217 217V216H216ZM221 217V216H220ZM212 218V217H211ZM154 219H155V221H154ZM164 219V218H163ZM206 219V218H205ZM217 219L219 220V218L217 217ZM217 219H214L215 221H217ZM170 220V219H169ZM226 220V219H225ZM235 220V221H234ZM12 221H13V224H14V221H15V223L17 224V225H14V226H10L11 224H10V222L12 223ZM166 221V220H165ZM206 221H207V219H206ZM228 220H226V222H227ZM171 222V221H170ZM210 222V221H209ZM219 222V221H218ZM217 222V223H218ZM208 223V222H207ZM216 223V222H215ZM228 223V225L229 226H231V224H233V223H231V224H229V222H227ZM166 224H168V223H166ZM223 224H224V222H223ZM159 225V224H158ZM201 225V224H200ZM217 225H219V224H217ZM16 226H19V229H18V227H16ZM152 226V227H151ZM162 226V225H161ZM165 226V225H164ZM138 227H142L143 228V230L145 231L144 233H143V231H142V233H138L137 231V229H140V228H138ZM167 227H168V225H167ZM170 227H171V225H170ZM216 227H218V226H216ZM223 227V226H222ZM227 227V226H226ZM137 228V229H136ZM142 228H141V230H142ZM156 228H158V226H156L155 227V232L156 231H159V229H161L162 227H159V229H157L156 230ZM166 228V227H165ZM165 228L163 229V230H165ZM193 228L195 229V233H194V236H193V234L191 235V236H193L192 238H190V237H188L189 239H191V241L189 242L188 241V239L186 238L187 236H189V231H191V233H193L192 231H193ZM198 230H197V229ZM211 228H212V226H211ZM121 229H123V231L124 232H122L121 231ZM151 229H153V230H151ZM184 230L185 232H187L188 231V235L187 236H184V233L185 232H180L181 230ZM214 229V228H213ZM219 229V228H218ZM118 230L119 231H121L122 233H124V234H121L122 236L124 235L125 237V239L126 240H123V241H121L123 238L120 236L119 237V233H118ZM75 231V232H74ZM140 231V230H139ZM153 231V233L152 234H154L155 232ZM172 231V232H171ZM196 231H197V233H196ZM77 232V235L75 234ZM160 232V231H159ZM159 232L156 234L157 236H158V234H159ZM73 233V234H72ZM163 234L164 233V231H162L161 230V232H160V234ZM166 233H167V235L169 236H167L166 235ZM183 234V236H182V234ZM200 233L198 234V235H200ZM139 234V235H138ZM147 234V235H148ZM154 234V235H155ZM159 234V235H160ZM137 235H138V239L136 240V242H135V238H137ZM153 235V236H154ZM156 235H155V237H156ZM140 236H142V235H140ZM160 236H162V235H160ZM159 236V237H160ZM167 236V237H166ZM197 236V235H196ZM163 237H164V235H163ZM162 237V238H163ZM183 237H185V239H187V241L190 243V244H188V242L183 238ZM198 237V236H197ZM120 238H122V239H120ZM142 238V237H141ZM143 238H144V235H143ZM151 239V238H150ZM153 239V238H152ZM151 239V240H152ZM155 239V238H154ZM153 239V240H154ZM204 239V240H203ZM142 240V239H141ZM126 241V243H124ZM156 241V240H155ZM161 241V240H160ZM186 241V242H185ZM194 241H196V239L194 240ZM135 242V243H134ZM143 242V241H142ZM140 243L139 242V247H140V244H143V243ZM128 243V244H127ZM195 243V242H194ZM152 244V245H151ZM187 244H188V246H189V249H190V251H193V252H188L187 253V251H189L187 248ZM30 246L32 247L31 249L32 250H30L29 252H27V249H29L30 248ZM136 246V245H135ZM135 246H133V247H135ZM165 246V247H164ZM152 247V248H151ZM195 247V248H194ZM159 248V247H158ZM158 248H156V249H158ZM161 248V247H160ZM162 248V249H163ZM166 248H168V249H166ZM198 248H197V250H198ZM130 249H131V251L132 252H130ZM162 249H160V250H162ZM134 250V249H133ZM155 250V249H154ZM153 250V251H154ZM196 250V249H195ZM218 250V251H219ZM159 251V250H158ZM157 251V252H158ZM215 251V252H216ZM136 252V251H135ZM151 252H152V250H151ZM163 252V253H162ZM187 254H186V253ZM159 253V252H158ZM217 253H219V252H217ZM223 253V252H222ZM159 254V255H160ZM158 255V256H159ZM201 255V256H202ZM213 255V254H212ZM152 256H154V255H152ZM204 256V255H203ZM224 256V255H223ZM205 257V256H204ZM207 258L209 257V256H206ZM222 257V256H221ZM220 257V258H221ZM149 258V257H148ZM158 258V257H157ZM164 258V259H163ZM195 258V257H194ZM198 258V257H197ZM223 258H225V257H223ZM150 259V258H149ZM229 260H227L228 262H230ZM148 261V260H147ZM147 261H145V262H147ZM191 261V260H190ZM193 261V260H192ZM157 263V262H156ZM162 263V262H161ZM160 263V264H161ZM187 263V262H186ZM185 263V264H186ZM235 263V262H234ZM233 263V264H234Z\"/></svg>", "mask_w": 264, "mask_h": 264}, {"label": "rangeland", "instance_id": "obj_2", "mask_svg": "<svg viewBox=\"0 0 264 264\" xmlns=\"http://www.w3.org/2000/svg\"><path fill=\"white\" fill-rule=\"evenodd\" d=\"M4 0H1L0 1V5L1 4H3L2 2H3ZM13 1V2H12ZM20 1V2H19ZM49 3H48V2ZM47 1H42V0H16V1H14V0H11L10 2H12V3H9V0H6L5 1V4H3L4 6H3V8H4V10L2 9L1 11H0V20H2V22L0 21V24H2V25H0V33L3 35L4 33H5V31H6V33L4 34V36H6V38H8V41L6 40V38L4 39V41H2L3 40V36L1 37L2 38V42L0 41V64L2 63V61H3V63H4V65H0V67H3L2 68V70L3 71H6V73H8L9 71V73H8V75H11V72L13 71V75H14V73H15V71H16V73L17 74H20L21 76H17V74H15L14 76H15V78H16V76H17V78L19 77V78H21L22 77V79H23V81L25 80V78L23 77V76H28V74H30L32 71V73L34 74V75H32V73L28 76L29 78H31V79H27L26 78V80L27 81H25L26 83H28L29 82V84H30V82H32L33 80V82L31 83V84H35L36 86H37V84H38V82L40 83L39 84V86H35L34 88H41L42 86V90L44 91V93H43V91H41V89L37 92V95L39 94H42V95H46V90H48V93H47V95L46 96H53L52 98L50 97V99L48 98V97H44V99H43V97H42V95H40V98H41V100L43 99V102H44V100L46 101V102H48L49 103V100H52V105L54 104L55 105V103L56 104H59V105H57L58 107H56V105L54 106L53 105V108H55V109H57V108H61V109H57V113L59 114V113H61V116L63 117H61L60 115H58L57 113L55 114V112H56V110H53V114H54V117H56L57 115L59 116V117H61V118H59L58 116L56 117V118H58V119H56V120H62V122L61 121H58V123H60V124H57L56 122L57 121H55V118H53V120H54V122L53 121H51L52 122V124H51V122H49L50 120H52V119H50L51 117H45L47 114H49V115H47V116H50L51 115V111H52V109H51V107H52V105H51V101H50V103H49V105H51V107L49 108V110L50 111H46L45 109H47L48 110V108L46 107H44L45 106V104H46V102L44 103V105L42 106V112L40 113V111L37 113V115L39 116H41V120L43 121V122H41V120H40V118H37L36 117V112L35 111H33V110H26L27 108H25L24 110H26L25 112H16L14 109L16 108L15 106L18 104V102L16 103L15 101V106H13L14 104V102H12V101H8L9 103H11L10 104V106H11V108H9L10 106L9 105H7V106H4V105H6L7 104V101H5V102H0V118H6V120H7V118H9L10 120H11V124H14V123H18V124H20V127L21 128H26V126L31 130V131H29L28 132V129H27V132L29 133V138H30V136H33V132H34V134L35 133H37V134H35V135H39L40 136V138L42 137L43 138V141H42V138H41V140L37 137V138H35V135H34V138L32 137V139H37V140H40L41 142H40V144L42 145V146H46L49 142L51 143V144H53V146H52V148H56L57 150H59V148H57V147H59V145L61 146V147H65V148H67L68 149V147L70 148V150H71V148H72V151L71 152H73V153H75L76 154V148H77V150H79L80 148L82 149L83 147H84V145H85V148H86V144H84V143H87L85 140H84V138L85 139H87L86 137H88V136H90V135H93V134H90V133H92L91 132V124H92V128L94 127L95 129H93V130H95V132H97V133H100L102 130H103V133L104 134H106L104 131H106V129H108V134H109V136H110V132H111V130H112V132H114V130H115V134L117 133V135H115L114 133H112V134H114L113 135V138H116L117 140L119 139V141H117L118 143H120V144H118V143H116V141L114 140V139H108V145H106V147L108 148L107 150H110V151H113V152H119L120 153V155L122 156V157H124V158H126V157H133L135 160H138V161H136L137 163H140V165L142 166L143 165V167H145L146 169H148V170H150V171H152V169H154V170H156V171H158L160 174H162V175H164V177L166 178V175L167 176H170V177H173V179L175 178V180H176V182H178V183H175V184H177V186H173V187H171L170 186V188H171V193H169V194H174V195H172V200H173V198H175V200H177L178 198L181 200V197H182V194L184 193V188L183 187H181V185H182V182L183 183H185V181L187 182L189 179H191V178H196V182H197V180H200V179H202V178H206V177H208V175H209V177L208 178H211L212 177V179L211 180H214L215 179V177H216V180L217 179H220V178H222V176L224 175V173H232L233 172V170H231V169H234V171H235V169L236 168H234V165L236 166V165H238L239 163H240V160L241 159H244V158H246V156L249 158V156L251 157V155L253 156V154H254V151H255V153H257V155H259L260 156V154L262 153V151H261V149L263 148V151H264V147H262L261 145H263L264 143V141L261 143V140H262V138L261 137H264V126L262 125L263 123H264V109H263V104H264V87H263V85H264V74H262V72H261V70L262 71H264V56L262 57V59L260 58V55H252V56H250L251 57V60H253L254 61V63H255V67H257V69L255 70V72L253 71V74H252V71H250L251 69H252V65L250 64V68H249V71H248V68H247V71L248 72H246V70H243V67H241V66H239V67H241L240 68V70H239V68L237 67H235L234 65H236V64H231L232 66L230 67V64H224L223 66H222V64L221 63H219L218 61H216V62H211L212 63V65H214V68H215V66L217 65V62H218V64H221V68H223L224 70H226L225 72H222L221 71V73H222V76H225V77H223V78H221L222 76L220 75L221 73L220 72H218V73H220V74H218V73H215V72H217V71H215V70H219V65H217L218 66V69H217V66H216V68L215 69H213V66L212 67H210V66H208L207 64H203V65H201V64H199V62H197V61H193V64H192V61H190V63L192 64H190L189 65V63L187 64V62H189V59L186 61L185 59V63L187 64H185L184 63V60H180L181 62L179 63L178 61H176V63L177 64H175L174 62V60H173V63L174 64H172L171 62L169 63V62H167V60H171V59H173V58H171V59H167L166 60V62L169 64H167V63H165V59H162V58H164V55H162V56H160V54L158 55L159 57H158V59H160V57H161V60H163L164 61V63L165 64H167V65H165V64H161V66H163V65H165L164 67H160V66H158L159 65V62H160V60L159 61H155V60H153L154 59V57L153 56H155V57H157L156 55H157V53H155V52H157V51H155L154 52V54H152L153 53V51H152V49L150 50L149 48H147V49H149V50H147L146 48H140V47H138L137 45H138V43L137 42H135V41H137L138 39H136V40H134L135 39V33H137L136 34V38H138L140 35L141 36H143L142 34H148V32H150V31H153V30H157V28H159V29H162L164 26H165V24L163 25V27L161 28L160 27V25H162V22L161 21H163L165 18H167L168 17V15H167V12L169 11V10H171L170 8H172L171 6H173V8H172V10L173 9H175V10H177V9H180L181 8V5H183V0H69V2H68V0H66V1H64V0H60V2H59V0H47ZM55 3H54V2ZM75 1V2H74ZM102 1V2H101ZM112 1V2H111ZM167 1V2H166ZM174 1V2H173ZM213 3H212V2ZM224 1H226V0H209V1H207V3L209 2H211L210 4H214L213 6H215L216 4L218 5L219 4V6L220 7H223V6H226V5H224V4H227V2L229 3V5H231L232 4V2L234 1V2H239V4L241 5V3L243 4H245V3H247V2H250V6H252L253 7V5H254V7L256 8H258V12H259V10H260V12H261V18L263 19V20H260L261 22L263 21V23H264V17H263V15H264V0H246V1H244V0H230V2L229 1H226V3H224ZM8 2V3H7ZM14 2H16V4L14 3ZM20 4H19V3ZM25 4H24V3ZM30 3L29 5H26V3ZM32 2H35V4L33 5L32 4ZM41 2V3H40ZM44 2H45V5H44ZM52 2V3H51ZM65 2V3H64ZM67 2V3H66ZM77 2V3H76ZM93 2V3H92ZM115 4H114V3ZM118 2V3H117ZM169 2V3H168ZM217 2V3H216ZM222 2H223V4H222ZM233 2V3H234ZM241 2V3H240ZM253 2V3H252ZM23 3V4H22ZM56 3H58L57 5H56ZM59 3H60V5H59ZM81 3V4H80ZM86 3H87V5H86ZM162 3V4H161ZM237 3H234L232 6H235V5H239V4H237ZM252 3V4H251ZM258 3V4H257ZM7 4H8V6H7ZM10 4H11V6H10ZM15 4V5H14ZM42 5V7H41V5ZM56 5V7H55V5ZM97 4H98V6H97ZM105 4V5H104ZM165 4V5H164ZM168 4V5H167ZM249 4V3H248ZM248 4H246V5H248ZM22 5V6H21ZM23 5L25 6V7H27V8H24L23 7ZM31 5V6H30ZM49 5H50V7H49ZM54 5V6H53ZM72 5V6H71ZM82 6V8H81V6ZM7 6V7H6ZM12 6H16L15 8L14 7H12ZM18 6V7H17ZM49 8H48V7ZM79 6V7H78ZM114 6V7H113ZM175 6V7H174ZM180 6V7H179ZM228 6V5H227ZM9 7H12L11 8V10H10V8ZM33 9H32V8ZM71 7V8H70ZM74 7V8H73ZM165 7V8H164ZM261 7H262V10H261ZM6 8V9H5ZM18 8V9H17ZM22 8V9H21ZM29 8V9H28ZM42 8V9H41ZM46 8L48 9V10H50L51 12H50V15H49V11L48 10H46ZM65 8V9H64ZM68 8H70V9H68ZM73 8V9H72ZM81 8V9H80ZM103 8V9H102ZM155 8H156V10H155ZM163 8V9H162ZM169 8V9H168ZM15 9H17L16 11H15ZM24 9V10H23ZM28 9V11L26 12V10ZM53 9V10H52ZM54 9H56V10H54ZM59 9V10H58ZM73 10V13H71L72 12V10ZM91 9L93 10L92 12H91ZM108 9V10H107ZM112 9V10H111ZM10 12H12V13H9V11ZM33 10V11H32ZM64 10V11H63ZM67 10H68V12L69 13H67ZM80 10H81V12H80ZM85 10V11H84ZM87 10V11H86ZM166 10V11H165ZM171 10V11H172ZM55 12V13H53V12ZM62 11V12H61ZM74 11H75V14H74ZM95 11V12H94ZM160 11V12H159ZM1 12H2V14H1ZM7 12V13H6ZM16 12V13H15ZM23 12V13H22ZM32 12H34V13H32ZM39 12H41V14L39 13ZM46 12H47V14H46ZM100 12V13H99ZM106 14H105V13ZM111 12V13H110ZM153 12V13H152ZM155 12V13H154ZM21 13V14H20ZM29 13H30V15H29ZM45 13V14H44ZM60 13V14H59ZM63 13V14H62ZM75 15L74 17L71 15ZM85 13V14H84ZM87 13V14H86ZM91 13V14H90ZM101 13H103V14H101ZM6 14L9 16H6ZM18 14L20 15V16H18ZM32 14H34V15H32ZM36 14H39V15H37L36 16ZM59 15V17H58V15ZM65 14H68V15H66L65 16ZM97 14H98V17H96L97 16ZM107 14H109V15H107ZM137 14V15H136ZM157 14V15H156ZM11 15V16H10ZM16 15V16H15ZM21 15H22V17H21ZM43 15H44V17H43ZM46 15V16H45ZM52 15V16H51ZM57 15V16H56ZM61 15H64V17L62 16V18L60 17ZM81 15V16H80ZM86 15V16H85ZM123 15V16H122ZM166 15H167V17H166ZM23 16H24V18L26 17V16H28V17H26V19H24L23 18ZM37 18H36V17ZM49 16H51L52 18H53V20L51 19V18H49ZM74 18H72V17ZM93 16V17H92ZM95 16V17H94ZM100 16H102V17H100ZM104 16H106L105 18H104ZM161 16V17H160ZM2 17V18H1ZM7 19H6V18ZM19 17V18H18ZM33 17V18H32ZM41 17L42 18V20L44 19V22L41 20V18L39 19V18ZM67 17H68V20H67ZM82 17V18H81ZM85 17V18H84ZM90 17V18H89ZM116 17V18H115ZM18 18V19H17ZM59 18V19H58ZM93 18V19H92ZM102 18V19H101ZM114 18V19H113ZM10 19V20H9ZM11 19H12V21H11ZM16 19V20H15ZM23 21H29L28 23H26V21L25 22H21L22 20ZM33 19V20H32ZM38 19V20H37ZM46 19V20H45ZM48 19V20H47ZM64 22V23H62V21ZM84 19V20H83ZM92 19V20H91ZM97 19V20H96ZM106 19V20H105ZM259 19H260V14H259ZM66 22H65V21ZM72 20H74L73 22H71ZM76 20V21H75ZM78 20V21H77ZM91 20V21H90ZM104 20V21H103ZM108 20V21H107ZM112 20H113V22H112ZM118 20V21H117ZM10 21V25L8 24V22ZM14 21V22H13ZM17 21V22H16ZM40 21V22H39ZM47 21V22H46ZM50 21L52 22V23H50ZM54 21H57V22H54ZM85 21V22H84ZM88 21V22H87ZM140 21V22H139ZM259 21V20H258ZM258 21L256 22V28H255V30L257 31V33L255 32V34H254V36H257V38L255 39L256 41L255 42H257V39H258V44L260 45V46H262V47H264V25H263V23H262V25H261V22L259 23L260 25H261V27L262 28H260V26H257V24H258ZM16 22V23H15ZM30 22H32L31 24H29ZM39 22V23H38ZM59 22H61V23H59ZM77 22V23H76ZM78 22H80V23H78ZM106 22H108V23H106ZM125 22V23H124ZM131 22V23H130ZM157 22V23H156ZM33 23H35V24H33ZM41 24L40 25V27H39V25L38 24ZM43 23V24H42ZM68 25H67V24ZM74 23H76V24H74ZM83 23V24H82ZM89 23H90V25L91 24H94L95 26H93V25H89ZM114 23V24H113ZM116 23V24H115ZM118 23V24H117ZM143 23H144V25H143ZM150 25H149V24ZM7 24V25H6ZM13 26H12V25ZM23 24H24V26H23ZM28 24V25H27ZM50 24V25H49ZM67 26H65V25ZM74 24V25H73ZM78 24H80V25H78ZM105 24H108V25H105ZM110 24V25H109ZM127 24V25H126ZM5 25V26H4ZM17 25H18V27H17ZM32 25V26H31ZM47 25V26H46ZM52 25V26H51ZM61 25V26H60ZM87 25V26H86ZM101 25V26H100ZM1 26H2V28H1ZM20 26V27H19ZM26 26H27V28H26ZM31 26V28H30V31H32V32H30V31H28V28ZM45 28H44V27ZM65 28H63V27ZM68 26H70V27H68ZM75 26V27H74ZM78 26H80V27H78ZM89 26V27H88ZM104 26H105V28H104ZM109 26L111 27L112 26V28H109ZM119 26V27H118ZM129 26V27H128ZM146 26V27H145ZM151 26V27H150ZM159 26V27H158ZM254 26V25H253ZM26 29H25V28ZM50 27V28H49ZM60 29H59V28ZM74 27V28H73ZM87 27V28H86ZM93 27V28H92ZM98 27V28H97ZM156 27V28H155ZM257 27H259V28H257ZM5 28V29H4ZM20 28H22V29H20ZM32 28H34V29H32ZM37 28H40V29H37ZM43 28V29H42ZM47 28V29H46ZM58 28V29H57ZM64 30H63V29ZM67 28V29H66ZM84 28V29H83ZM96 28V29H95ZM104 28V29H103ZM122 28H124L123 29V31H122ZM126 28V29H125ZM128 28V29H127ZM132 28V29H131ZM133 28H135V30H133ZM138 28V29H137ZM5 30L4 31V33H3V31L1 32V30ZM8 29V30H7ZM11 29H13V30H11ZM19 29V30H18ZM36 29V30H35ZM72 29V30H71ZM82 29V30H81ZM88 29V30H87ZM100 29V30H99ZM110 29H112V30H114V32L112 31V30H110ZM140 29V30H139ZM144 29V30H143ZM257 29H259V30H257ZM25 30V31H24ZM47 30H49V31H47ZM57 30V31H56ZM66 30V31H65ZM69 30V31H68ZM74 30H76V31H74ZM80 30V31H79ZM92 30V31H91ZM103 30V31H102ZM105 30V31H104ZM133 30V31H132ZM17 31V32H16ZM20 31H22V33L20 32ZM53 31V32H52ZM64 31V32H63ZM72 31H74L73 33H72ZM84 31V32H83ZM86 31V32H85ZM87 31H89V32H87ZM93 32L94 34H92L91 32ZM99 31V32H98ZM103 32L102 33V35H101V32ZM121 31V32H120ZM129 32L128 34L130 35H128L127 34V32ZM133 33L132 35H131V32ZM135 31V32H134ZM139 31H142V32H139ZM262 31V32H261ZM23 32H26V33H23ZM51 32V33H50ZM68 32H69V34H68ZM76 32V33H75ZM79 32H81L80 34H79ZM110 32H112L113 34H111ZM144 32V33H143ZM28 33H30V34H28ZM56 33H57V35H56ZM67 33V34H66ZM85 33V34H84ZM123 33V34H122ZM138 33H140L139 34V36H138ZM6 34H10L9 36L8 35H6ZM12 34H13V36H12ZM24 34V35H23ZM33 34V35H32ZM40 34V35H39ZM45 36H44V35ZM66 34V35H65ZM77 34V35H76ZM98 34V35H97ZM118 34V35H117ZM257 34V35H256ZM21 35V36H20ZM39 35V36H38ZM51 35V36H50ZM62 35H64V36H66V37H64V36H62ZM70 35V37H67V36H69ZM82 35H84V37L82 36ZM104 35V36H103ZM108 35V36H107ZM117 35V36H116ZM262 35V36H261ZM8 36V37H7ZM15 36H17L16 38H15ZM40 36H41V38H40ZM56 36V37H55ZM62 36V37H61ZM78 36H80V37H83L82 39L80 38V37H78ZM91 36V37H90ZM97 36V37H96ZM106 36V38L104 39V37ZM115 36V37H114ZM122 36V37H121ZM125 36V37H124ZM132 36V37H131ZM133 36H134V38H133ZM19 37V38H18ZM22 37H24V38H22ZM31 37V38H30ZM47 37V38H46ZM50 37H51V39L53 40H51L50 39ZM60 37V38H59ZM76 37H78V38H75ZM86 37V38H85ZM90 37V38H89ZM117 37V38H116ZM124 37V38H123ZM131 37V39H133V40H131V39H128V38H130ZM262 37V38H261ZM15 38V39H14ZM26 38H28L27 40H26ZM34 40H33V39ZM46 38V39H45ZM59 38V39H58ZM68 38H70V40H72V41H69V39ZM93 38V39H92ZM94 38H95V40H94ZM110 38V39H109ZM112 38V39H111ZM261 38V39H260ZM9 39H10V44H9ZM12 39V40H11ZM18 39V40H17ZM39 39H40V41H39ZM62 39V40H61ZM73 39H74V41H75V43L76 44H74V41H73ZM97 39V40H96ZM106 39H108V40H106ZM115 39V40H114ZM128 39V40H127ZM14 40V41H13ZM15 40H17V43L15 44L14 42H15ZM20 40V41H19ZM33 40V41H32ZM48 40V41H47ZM55 40V41H54ZM56 40H57V42H56ZM67 41V42H65V41ZM82 40V41H81ZM85 40V41H84ZM97 42V44H95V42ZM114 40V41H113ZM118 40V41H117ZM121 40V41H120ZM5 41H7V43L5 42ZM24 41V42H23ZM48 43H47V42ZM78 42V44L80 43V41H81V43H82V45H81V43L78 45L77 44V42ZM84 41V42H83ZM89 41V42H88ZM105 41H107V43L105 42ZM135 42V43H137V45H135L133 42ZM3 42H5L6 43V45H5V43H3ZM33 42V43H32ZM44 42V43H43ZM55 42V43H54ZM72 42V43H71ZM102 44V45H100V43ZM104 42H105V44H104ZM112 42H113V44H112ZM124 42V43H123ZM131 42H132V44H131ZM14 45H16L15 47L13 46V44ZM19 43H21L20 45H19ZM24 43H26L25 45H27L28 43H30V45L29 46H35L36 48H38V47H40V48H38V49H34V47L32 48V47H29L28 45V47L27 46H25L24 45ZM40 43V44H39ZM43 45H42V44ZM65 43V44H64ZM66 43H68V44H66ZM70 43V44H69ZM86 43V44H85ZM93 43V44H92ZM116 43H118V44H116ZM123 43V44H122ZM126 43V44H125ZM1 44H2V47H1ZM33 44V45H32ZM52 44H53V46H52ZM55 44H57V45H55ZM63 46H62V45ZM72 44H74V46L76 47V48H73L74 46L72 45ZM84 44V45H83ZM89 44V45H88ZM151 44H153V41H152V43ZM12 45V47H9V46H11ZM17 45H18V47H17ZM22 45L24 46V47H22ZM38 45V46H37ZM42 45V46H41ZM51 45V46H50ZM67 45V46H66ZM77 45V46H76ZM81 45V47H79ZM97 45V46H96ZM98 45H100V46H98ZM104 45V46H103ZM126 45H128V46H126ZM129 45H130V47H129ZM4 46V47H3ZM51 47L50 49L48 48V47ZM60 46V47H59ZM69 46V47H68ZM70 46H71V48H70ZM82 46H84V47H82ZM86 46V47H85ZM93 46V47H92ZM111 46V47H110ZM112 46H116L115 48L114 47H112ZM136 48H135V47ZM140 46V45H139ZM145 46V45H144ZM157 46H159V45H157ZM5 47H7L6 49H5ZM21 47V48H20ZM27 47V48H26ZM41 47H43V48H41ZM65 47V48H64ZM91 47V48H90ZM95 47V48H94ZM103 47H105V51L106 52H104V49H103ZM110 47V48H109ZM120 49H118V48ZM123 47H124V49H123ZM126 47H127V49H126ZM132 47H134V48H132ZM137 47L138 48H140V49H138L137 50ZM146 47H148L147 45H146ZM2 48H3V50H2ZM11 48H13V49H11ZM24 48V49H23ZM25 48H26V53H28V54H26V56L27 55H30L28 58L25 56ZM28 48H32V50L33 51H31L30 52V49H28ZM53 48V49H52ZM78 48V49H77ZM81 48H84V49H81ZM101 48V49H100ZM129 48V49H128ZM132 48V49H131ZM10 49V50H9ZM23 49V50H22ZM39 49H40V51H39ZM43 49H44V51H43ZM71 49V50H70ZM90 49V50H89ZM91 49H92V51L94 52H91ZM98 50V51H94V50ZM109 49V50H108ZM115 50V51H113V50ZM116 49H117V51H116ZM135 49V50H134ZM145 50L144 52H143V50ZM167 49V48H166ZM165 49V50H166ZM16 50V51H15ZM17 50H19V52L17 51ZM21 50V51H20ZM28 50V51H27ZM34 50H37V51H34ZM45 50H46V53H43V52H45ZM52 50V51H51ZM59 50H60V52H59ZM65 52H64V51ZM84 50H87V51H84ZM100 50V51H99ZM131 50V51H130ZM134 50V51H133ZM139 51V54H140V50H142V56H143V53L145 54V53H147L148 51L150 52L151 51V53L150 54H152L151 56H152V59L150 58V56H149V54H147V56H144L143 58H144V61L143 60H141L142 58V56H140V55H138V53H136L137 51ZM154 50V49H153ZM263 50H264V48H263ZM6 51V52H5ZM12 51H14V52H12ZM24 51V52H23ZM49 52V54H48V52ZM54 51V52H53ZM101 51H103V52H101ZM109 51V52H108ZM112 51V52H111ZM3 52V53H2ZM10 52H12V53H10ZM59 52V53H58ZM68 52V53H67ZM84 52H85V54H84ZM91 54H90V53ZM96 52V53H95ZM134 52V53H133ZM148 52V53H149ZM166 52V55H165V57L167 58L168 56L167 55H169L168 53H169V51H168V49L165 51ZM168 52V53H167ZM2 53V54H1ZM10 53V54H9ZM14 53H16V54H14ZM18 53V54H17ZM30 53V54H29ZM41 53H43V56H42V54ZM50 53L52 54V55H50ZM58 53V54H57ZM72 53V54H71ZM83 53V54H82ZM104 55H103V54ZM107 55H106V54ZM109 53H111V54H109ZM130 53V54H129ZM135 53L137 54V56L135 55ZM264 53V52H263ZM23 54V55H22ZM37 54V55H36ZM61 54V55H60ZM70 54V55H69ZM89 54V55H88ZM101 54V55H100ZM123 54V55H122ZM253 54H255V53H253ZM262 54V53H261ZM4 55H7V56H4ZM19 55V56H18ZM20 55H22L23 57H21ZM67 55V56H66ZM96 55V56H95ZM116 55H118V56H116ZM127 55H129V56H127ZM146 55V54H145ZM264 55V54H263ZM4 56V57H3ZM35 56V57H34ZM36 56H38L37 58H36ZM73 56H75V57H73ZM87 56V57H86ZM106 56H107V58H106ZM133 56V57H132ZM259 56V57H258ZM3 57V60H1V58ZM6 57H8L7 59H6ZM22 59H21V58ZM25 57V60L23 59ZM47 57V58H46ZM63 57V58H62ZM70 57H72V58H70ZM80 57V58H79ZM90 57V58H89ZM95 57H97V58H95ZM121 57H123V59L121 58ZM149 58V60H150V62L149 63H151V66L148 64V66H146V64L148 63V61H147V59L146 58ZM169 57H171L170 55H169ZM168 57V58H169ZM257 58L259 61H262V62H259V61H257V59L255 60V59H253V58ZM29 58H30V60L31 59H34V60H29ZM35 58H36V60H37V62L38 61H40V59H42V61H40V63L42 62H44V64H40V63H36V61H35ZM51 58H53V59H51ZM60 58H62V59H60ZM64 58H66V59H64ZM77 58V59H76ZM86 58V59H85ZM99 58V59H98ZM117 58H119V59H117ZM132 58V59H131ZM136 58H137V62H136ZM138 58H141V59H139L140 61H142L143 62V64H145V65H143L142 64V62H138ZM7 61H6V60ZM15 59V60H14ZM49 59V60H48ZM51 59V60H50ZM60 61H59V60ZM69 59V61H67ZM80 59V60H79ZM82 59V60H81ZM105 59V60H104ZM112 59V60H111ZM146 59V60H145ZM14 60V61H13ZM23 61L24 60V62H21V61ZM44 60V61H43ZM47 60V62H45ZM55 60V61H54ZM78 60V61H77ZM92 60H95V61H92ZM107 60V61H106ZM109 60H111V61H109ZM115 60V61H114ZM129 60V61H128ZM151 60L154 62L155 61V64H153V62H151ZM248 61V59L247 58H245L244 59V61ZM6 61V62H5ZM9 61V62H8ZM18 63H17V62ZM33 61H34V63H33ZM48 61H49V63H48ZM53 63H52V62ZM59 61V62H58ZM81 61V62H80ZM85 63H84V62ZM98 61V62H97ZM101 61V62H100ZM110 63H109V62ZM113 61V62H112ZM132 61V63H134V64H132V63H129V62H131ZM133 61H135V62H133ZM258 62L259 63V65H258V63H256V62ZM15 62V63H14ZM21 62V63H20ZM65 62V64H63ZM67 62H69V63H71V66H70V64L69 63H67ZM106 62V63H105ZM127 62V63H126ZM145 62V63H144ZM33 63V64H32ZM36 63V64H35ZM46 63V64H45ZM57 63V64H56ZM99 63V64H98ZM101 63H103V64H101ZM112 63H114V64H112ZM126 63V64H125ZM136 63V64H135ZM141 64V66H140V69L136 66L137 64L138 65H140ZM161 63V62H160ZM21 64V65H20ZM38 64V65H37ZM50 64H54L50 69H49V67H50ZM62 64V65H61ZM74 64V65H73ZM78 64V65H77ZM82 64V65H81ZM93 64V65H92ZM134 65V66H132V65ZM152 64H153V67H152ZM181 64V65H180ZM183 64H185V65H183ZM196 64V65H195ZM38 67V69L36 68V66ZM40 65V66H39ZM48 66V67H46V66ZM120 65V66H119ZM127 65V66H126ZM155 65V66H154ZM175 65V66H174ZM179 65V66H178ZM183 65V66H182ZM191 66L190 68H189V66ZM208 67H207V66ZM9 66V67H8ZM18 66V69H16V67ZM30 66H31V68H30ZM42 66V67H41ZM58 66H60V68L58 67ZM73 66H75V67H73ZM91 66V67H90ZM103 66V67H102ZM113 68H112V67ZM125 66L128 68H126L125 69ZM143 66H145V68L147 67V68H149L150 70H148L149 72H147V68L145 69V68H141V67H143ZM150 66V67H149ZM171 66V67H170ZM187 66H188V69H187ZM192 66H193V68H192ZM197 66H199V67H201V68H198ZM204 67V69H206V70H204L203 69V67ZM205 66H206V68H205ZM227 66V67H226ZM238 66V65H237ZM6 67V68H5ZM15 67V68H14ZM25 67V68H24ZM35 67V68H34ZM40 67V68H39ZM67 67V68H66ZM84 67H85V69H84ZM99 67V68H98ZM115 67V68H114ZM117 67V68H116ZM121 68L120 69V72L119 71H117V70H119V68ZM134 67H137L139 70H135V69H137V68H134ZM156 67V68H155ZM168 67L170 68L169 70H168ZM181 67H182V71L180 70L181 69ZM184 67H185V69H184ZM194 67H196V69H199V71L200 70H204V72L203 73H205L207 70H209L210 68V70L209 71H211V73H212V75H210L211 73H209V71H208V73L206 72L205 74L207 75L208 74V76L209 77H207L206 75V77L204 76V79L206 80H204L202 77H203V75H201V73H202V71L201 72H199L198 70L196 71V69L194 70ZM210 67V68H209ZM228 67H230L231 69H232V71L230 72V68H228ZM261 67V68H260ZM20 68V69H19ZM30 68V69H29ZM58 68V69H57ZM72 68V69H71ZM77 68V69H76ZM133 68V69H132ZM158 68H161V69H158ZM165 68H166V70H165ZM177 68V69H176ZM226 68V69H225ZM236 68V69H235ZM253 68H254V65H253ZM263 68V69H262ZM32 69V70H31ZM41 71H40V70ZM44 71H43V70ZM52 69V70H51ZM63 69V70H62ZM99 71H97V70ZM100 69V70H99ZM130 69V70H129ZM141 69H142V71L143 72H145L144 70H146V72H147V74L145 73H143V74H141ZM152 69V70H151ZM187 69V70H186ZM192 69L195 71V73H194V71H192ZM214 71H213V70ZM222 69V70H223ZM228 69V70H227ZM233 69L234 70H237V71H234L235 73H234V77H232L233 76ZM246 69V68H245ZM15 70V71H14ZM19 70H20V72H19ZM26 70L29 72H27L28 74H26ZM67 70V71H66ZM76 70V72H74ZM106 70H108V71H106ZM114 70V71H113ZM116 70V71H115ZM126 72H125V71ZM128 70V71H127ZM155 70V71H154ZM156 70H159V71H157V72H159V73H157L156 72ZM160 70H163V71H161L160 72ZM165 70V71H164ZM168 70V71H167ZM178 70V71H177ZM188 70H189V72L190 73H188ZM193 72H191V71ZM8 71V72H7ZM25 72V73H23V72ZM36 71V72H35ZM42 71H43V74H42ZM61 71V72H60ZM72 72V74H71V72ZM80 71V72H79ZM84 73H83V72ZM89 71V72H88ZM97 71V72H96ZM111 71H113L112 73H110ZM180 71V72H179ZM186 71V72H185ZM213 71V72H212ZM238 71H239V73H238ZM256 71H258V72H256ZM19 72V73H18ZM40 72V73H39ZM48 74H47V73ZM52 72V73H51ZM53 72H56L55 74H56V77H54L55 76V74L53 73ZM59 72V73H58ZM66 72V73H65ZM69 72V73H68ZM87 72V73H86ZM114 72H116V73H118V74H116V73H114ZM123 72V73H122ZM124 72L127 74H124ZM130 72V73H129ZM135 72V73H134ZM162 72H163V75H162ZM176 72V73H175ZM230 74H229V73ZM51 74V76L49 77V75ZM96 73V74H95ZM101 73H102V75H101ZM109 73V74H108ZM122 73V74H121ZM134 73V74H133ZM154 73V74H153ZM171 73V74H170ZM188 73V74H187ZM197 73H200V75L202 76V77H200ZM213 73H215V74H213ZM225 73V74H224ZM227 73L229 74V75H227ZM231 73H232V75H231ZM255 73V74H254ZM257 73V74H256ZM25 74V75H24ZM67 74V75H66ZM85 74V75H84ZM88 74V75H87ZM93 74V75H92ZM101 77H99L98 75ZM112 74V75H111ZM116 76V79H118L119 77H121V78H123V76L124 75H126V77H125V79L123 80V83L121 82L120 83V80L118 79V80H116L115 78H112V77H114V75ZM124 74V75H123ZM156 74H158L157 76H156ZM166 74V75H165ZM170 74V75H169ZM218 74V75H217ZM224 74V75H223ZM242 74V75H241ZM245 74H247V75H245ZM251 74V75H250ZM12 75V76H13ZM48 75V76H47ZM52 75H53V77H52ZM67 77H66V76ZM70 75V76H69ZM79 75V77H77V76ZM81 75H82V77H81ZM106 75V76H105ZM109 75V76H108ZM118 75V76H117ZM137 75H138V77H137ZM148 76V78L150 79H148V78H145L144 76ZM151 75V76H150ZM160 75V76H159ZM179 75V76H178ZM186 75V76H185ZM189 75V76H188ZM191 75V76H190ZM193 75V76H192ZM215 75V77H216V75H217V79L215 78V77H212V76H214ZM226 75L227 76H230V77H226ZM235 75H236V77H235ZM256 75V76H255ZM25 76V77H26ZM36 76V78L34 79V77ZM63 76V77H62ZM96 76V77H95ZM97 76H98V78H97ZM163 76H165V77H163ZM171 76H173V77H171ZM178 76V77H177ZM182 76V77H181ZM250 76V77H249ZM253 78H252V77ZM261 76V77H260ZM48 77H49V79H48ZM61 77V78H60ZM74 77V78H73ZM76 77V78H75ZM86 77V78H85ZM90 77V78H89ZM103 77H105V78H103ZM108 77V78H107ZM130 77V78H129ZM142 77H144L143 78V80H142ZM169 77V78H168ZM171 77V78H170ZM218 77H220V78H218ZM259 77V78H258ZM37 78H38V81H36L35 82V80H37ZM58 78V79H57ZM73 78V79H72ZM110 78V79H109ZM120 78V79H121ZM135 78L137 79V81L135 80ZM139 78V79H138ZM155 78V79H154ZM158 78H160L159 80H157ZM180 78V79H179ZM187 78V79H186ZM189 78V79H188ZM210 78V79H209ZM238 80V83H237V81H236V79ZM251 78V79H250ZM261 78V79H260ZM33 79V80H32ZM43 79L44 81H42L41 82V80ZM57 79V80H56ZM93 79V80H92ZM105 79V80H104ZM144 79L145 80H147L145 83H144ZM154 79V80H153ZM170 79V80H169ZM191 79V80H190ZM202 79L204 80V81H202ZM212 79H214V80H212ZM219 79V80H218ZM222 81H221V80ZM227 79V80H226ZM230 79V80H229ZM254 79H255V81H254ZM85 80V81H84ZM103 80V81H102ZM107 80V81H106ZM110 80V81H109ZM122 80V79H121ZM125 80H126V82H125ZM149 80V81H148ZM165 80V81H164ZM180 80H182V82L180 81ZM187 81V85H185L186 84V81ZM193 80V81H192ZM198 80H200L198 83L196 82V81H198ZM208 80V81H207ZM213 81V83H212V81ZM246 80V81H245ZM247 80H249V81H247ZM252 82H251V81ZM259 82H258V81ZM47 81V82H46ZM82 81V82H81ZM84 81V82H83ZM94 81V82H93ZM96 81H97V83H96ZM99 81H101V83H100V85H99ZM116 81V82H115ZM118 81V82H117ZM132 82V84H133V81H135L136 82V84L138 83V85H136L135 83V85H136V90H134L135 89V86H132L130 83ZM166 81H168V82H166ZM170 81H172V82H170ZM177 81H179L180 82V84H179V82H177ZM215 81H216V85H215ZM229 81V82H228ZM232 81H233V83H232ZM239 81H240V83H239ZM242 81V82H241ZM257 81V82H256ZM24 82V84L26 85V83ZM54 84H53V83ZM60 84H59V83ZM68 82V83H67ZM89 82V83H88ZM103 82V83H102ZM105 82V83H104ZM107 82V83H106ZM130 82V83H129ZM141 82V83H140ZM143 82V83H142ZM147 82H149V85L148 84H146ZM154 82V83H153ZM156 82V83H155ZM166 82V83H165ZM170 82V83H169ZM174 82V83H173ZM176 82V83H175ZM191 82V83H190ZM205 82V83H204ZM207 82L209 83L210 82V84L212 85H207ZM221 83V85H223V86H221L220 84H218V83ZM247 82V83H246ZM249 82H251V83H249ZM254 82H255V84H254ZM263 82V83H262ZM46 86L45 88H44V85ZM51 84V86H50V84ZM71 83V84H70ZM73 83V84H72ZM85 85H84V84ZM92 83H93V85H92ZM119 83V84H118ZM162 83H164V84H162ZM189 83H190V85H189ZM197 83V84H196ZM223 83V84H222ZM235 83V84H234ZM244 83H245V85H244ZM257 83V84H256ZM68 84H70L69 86H68ZM106 84V88H104V85ZM133 84V85H134ZM142 86V87H139L140 85ZM143 84V85H142ZM144 84H146V86L148 85V89H152V85H155L154 87H153V89L151 90V92L153 91V93H155V94H153V93H151L150 92V90H148L147 88H146V86L144 87ZM151 84V85H150ZM160 84V89H159V87H158V85ZM161 84H162V86H161ZM173 84H175V85H173ZM176 84H178V86L176 87ZM181 84H182V86H181ZM183 84L185 85L184 87H186V88H188V89H183L182 87H183ZM231 84V85H230ZM236 84H239V86L238 85H236ZM247 84V85H246ZM248 84H249V86H248ZM250 84H252V86L250 87ZM261 86L262 85V89H260V91L258 90V91H256L257 92V94H256V92L254 91L252 94H251V92L253 91V88L254 89H256L255 87H257L258 89L259 88H261V87H259V85ZM28 85V84H27ZM42 85V86H41ZM65 85H67V88H66V86ZM73 85V86H72ZM83 85V86H82ZM166 85H168V87L166 86ZM188 85H189V87H188ZM198 85H200V88H198L197 89V87H198ZM201 85H202V87L203 88H201ZM219 85V86H218ZM232 87H230V86ZM235 85H236V87H235ZM240 85H242V86H240ZM258 85V86H257ZM41 86V87H40ZM52 87V88H48V87ZM73 88H72V87ZM76 87V89H74L75 87ZM78 86V87H77ZM93 86V87H92ZM103 86V87H102ZM127 86V87H126ZM139 87V89H138V87ZM151 88H150V87ZM157 86V87H156ZM191 86L193 87L192 89H189V88H191ZM227 87V91H225L224 89ZM244 86V87H243ZM248 86V87H250V88H246V87ZM81 87V88H80ZM87 87H89V88H87ZM98 87V88H97ZM121 87V88H120ZM125 87V88H124ZM129 87H133V88H129ZM196 87V88H195ZM215 87V88H214ZM219 87H220V89H219ZM223 87V88H222ZM229 87V88H228ZM33 88V87H32ZM34 88L32 89V91L34 90ZM56 88V89H55ZM59 88V89H58ZM64 88H65V90H64ZM84 88V89H83ZM107 88H108V90H107ZM110 88V89H109ZM142 88V91H143V88H146V89H144V90H148V91H141L140 89ZM163 88V89H162ZM168 88V90H166ZM171 88H172V90H171ZM180 88V89H179ZM194 88H195V91H194ZM218 88V89H217ZM252 88V89H251ZM36 89L34 90L35 92H36ZM51 89V90H50ZM53 89V90H52ZM63 89V90H62ZM72 89H73V91H72ZM78 89V90H77ZM92 89V90H91ZM132 89V92L130 93V94H128L129 92V90H131ZM154 89H156L155 91H157V93L154 91ZM175 89H177L176 91H175ZM178 89H179V91H178ZM197 89V90H196ZM203 89V90H202ZM206 89V90H205ZM211 89H215V91L214 90H211ZM238 89V90H237ZM239 89H243L242 90V92L239 90ZM50 90V91H49ZM62 90V91H61ZM68 90V91H67ZM71 92H70V91ZM91 92H90V91ZM93 90H95L94 92H93ZM99 90V91H98ZM102 90V91H101ZM106 90V91H105ZM114 90V91H113ZM120 90V92H118ZM125 90L127 91V97H124V96H126V92H125ZM133 90H134V93H133ZM139 90V91H138ZM180 90H182V91H180ZM184 90L185 91H187V90H189L190 92H191V90H193L192 91V93L190 94V92H184ZM219 90V91H218ZM230 90V91H229ZM233 90H234V92H233ZM262 90V91H261ZM33 91V92H34ZM60 91V92H59ZM64 91H65V93H67V95L64 93ZM83 93H82V92ZM85 91H87V92H85ZM100 93H98V92ZM104 91V92H103ZM125 93H124V92ZM142 93H141V92ZM160 91H163V93L162 92H160ZM179 92V94L178 93H174V92ZM196 91H198L199 93H201L202 92V94H199L198 92H196ZM222 91V92H221ZM239 91V92H238ZM246 91V92H245ZM250 91V92H249ZM42 92V93H41ZM50 92H52V94L53 95H49V94H51ZM56 92H59V93H56ZM93 92V93H92ZM97 92V93H96ZM109 92V93H108ZM112 92V93H111ZM122 92V93H121ZM136 92V93H135ZM137 92H138V95H137ZM141 93V95H139L140 93ZM183 93V96H182V94L181 93ZM207 92V93H206ZM213 94H212V93ZM226 92V93H225ZM259 92V93H258ZM68 93H69V95H68ZM78 93V94H77ZM79 93H80V95H79ZM89 93H90V96H89ZM102 93H103V95H102ZM107 93V94H106ZM117 94V96L120 98V100H119V98L116 96V94ZM124 93V94H123ZM150 93V94H149ZM158 93H160L161 94V96L158 94ZM164 93H166V94H168V95H165ZM173 93V96L171 95ZM194 93H195V95H194ZM216 93V95H214ZM221 93V94H220ZM228 93H231V95L230 94H228ZM239 95H238V94ZM261 93V94H260ZM70 94H71V96H70ZM84 94V95H83ZM85 94H86V96H85ZM96 94H98V95H96ZM135 94V95H134ZM144 94V95H143ZM151 94H152V96H151ZM176 94H178L177 96H176ZM186 94V95H185ZM193 94V95H192ZM232 94H236L235 96H238V97H234V95H232ZM242 94V95H241ZM254 94H255V96H254ZM263 94V95H262ZM55 95L57 96H59V97H55ZM93 95V96H92ZM102 95V96H101ZM106 95V97H103V96H105ZM157 95V96H156ZM170 95V96H169ZM180 95V96H179ZM188 95V96H187ZM192 96V98H191V96ZM199 95V96H198ZM260 95V96H259ZM60 96H62L61 98H60ZM72 96H74V97H72ZM77 96V97H76ZM83 96V97H82ZM93 98H92V97ZM95 96V97H94ZM98 96V97H97ZM109 96V97H108ZM113 96V97H112ZM121 96V97H120ZM128 96H129V98H128ZM136 96V97H135ZM146 96H149V97H146ZM166 96V97H165ZM169 96V97H168ZM172 96V97H171ZM185 96H187V97H185ZM194 96V97H193ZM204 96V97H203ZM214 96H215V99H214ZM241 96H243V97H241ZM245 96V97H244ZM261 98H259V97ZM84 99H82V98ZM85 97H87L86 99L87 100H85ZM102 97V98H101ZM141 97V98H140ZM156 97V98H155ZM180 97V98H179ZM182 97V98H181ZM221 97V98H220ZM230 97V99H228ZM233 98V103H232V98ZM239 97H241L240 99H239ZM249 97V98H248ZM253 98V99H251V98ZM256 97V99L254 100V98ZM108 98V99H107ZM110 98V99H109ZM123 98V99H122ZM124 98H128V100L127 99H124ZM137 98V99H136ZM153 98V99H152ZM166 98V99H165ZM168 98V99H167ZM170 98H173V99H170ZM178 98V99H177ZM210 98V99H209ZM213 100H212V99ZM224 98V99H223ZM258 98V99H257ZM49 99V100H48ZM63 99H66V100H63ZM80 99H82V100H80ZM101 99V100H100ZM115 99V100H114ZM130 99V100H129ZM134 99H135V101H134ZM169 99H170V101H169ZM176 99V100H175ZM184 99H186V100H184ZM202 101H201V100ZM218 99V100H217ZM220 99V100H219ZM227 99H228V101H227ZM239 99V100H238ZM58 101V103H57V101ZM78 100V101H77ZM93 100V101H92ZM94 100H95V102H94ZM111 102H110V101ZM146 100H147V102H146ZM151 100V101H150ZM156 100H158L157 102H155ZM164 102H163V101ZM174 100L178 103V105L177 104H175L176 102H174ZM177 100H179V101H177ZM207 100H209L208 102H206ZM211 100V101H210ZM214 100H217L216 102L214 101ZM223 100V101H222ZM237 100V101H236ZM248 100V101H247ZM257 100L258 101H260V102H262V103H258L257 102ZM64 101V102H63ZM65 101H67V103H66V105H64L65 104ZM69 101V102H68ZM82 101H84L85 103H86V106H85V103L83 102L82 103ZM120 101V102H119ZM122 101V102H121ZM126 101V102H125ZM131 101H132V103H131ZM139 101V102H138ZM143 101V102H142ZM150 101V102H149ZM161 101V102H160ZM182 101H184V102H182ZM196 102V104H195V102ZM230 101H231V104H230ZM238 101H240V102H238ZM244 101V102H243ZM251 101L253 102V103H251ZM257 102L256 104H255V102ZM60 102L62 103V104H60ZM80 102V104H78ZM115 104H114V103ZM117 102V103H116ZM124 102V103H123ZM135 102V103H134ZM137 102V103H136ZM165 103L164 105H163V103ZM174 104H173V103ZM185 102H186V104H185ZM194 104H193V103ZM202 102V103H201ZM206 102V106L204 105V103ZM210 102H211V108H213V109H211V108H209L210 107ZM215 102V103H214ZM219 102V103H218ZM226 102V103H225ZM229 104H228V103ZM4 103V104H3ZM8 103V104H9ZM72 103V104H71ZM98 103V104H97ZM102 103V104H101ZM121 103V104H120ZM129 103V104H128ZM139 103H141L139 106L137 105V104H139ZM167 103V104H166ZM248 103V104H247ZM251 103V104H250ZM1 104H3V105H1ZM13 104V105H12ZM68 104V105H67ZM91 106H90V105ZM105 104V105H104ZM126 104V105H125ZM136 104V105H135ZM169 104H171V105H169ZM194 105V108H199V109H196V111H195V109L193 108V105ZM200 104H202V106L200 105ZM219 105V106H216V105ZM225 104V105H224ZM228 104V105H227ZM235 104H236V106H235ZM246 104V105H245ZM47 105V104H46ZM104 105V106H103ZM112 105V106H111ZM130 106V107H128V106ZM145 105V108L143 107ZM151 105V106H150ZM166 105V106H165ZM173 105V106H172ZM176 105V106H175ZM188 105H192V109L190 108V106H188ZM196 105V106H195ZM200 105L201 107H203V110L201 109V107H198V106ZM227 105V107H224V106H226ZM237 105H239V107L237 106ZM242 105H243V107H242ZM245 105V106H244ZM250 105V106H249ZM252 105V106H251ZM259 105V106H258ZM12 106H13V108H12ZM19 106V105H18ZM48 106V105H47ZM65 106H67V108L65 107ZM81 106V107H80ZM83 106V107H82ZM100 106V107H99ZM107 106H109V107H107ZM123 106H125L124 108H123ZM127 106V107H126ZM135 106V107H134ZM141 106H142V109H141ZM146 106H148L147 108H146ZM155 106V108H153ZM169 106V107H168ZM173 107V109H172V107ZM181 106V107H180ZM184 106V107H183ZM185 106H186V108H185ZM213 106V107H212ZM221 106H222V108H221ZM234 106H235V108H234ZM256 106H258V107H256ZM6 107V108H5ZM20 107V106H19ZM79 107V108H78ZM97 107V108H96ZM106 107V108H105ZM113 107V108H112ZM116 107V108H115ZM119 107V108H118ZM121 107H122V109H121ZM137 107H140V108H137ZM171 107V108H170ZM176 107H177V111H176ZM179 107V108H178ZM217 108V110H216V108ZM218 107H220V108H218ZM245 107V108H244ZM247 107V108H246ZM251 107V108H250ZM257 108V110L256 109H254V108ZM5 108V109H4ZM63 108V109H62ZM87 108V109H86ZM90 108V109H89ZM106 109V110H104V109ZM129 108V109H128ZM136 108V110H134V109ZM164 108H165V110H164ZM184 108V109H183ZM191 109V111H190V109ZM229 108V109H228ZM237 108V109H236ZM238 108H239V110H244L243 112L242 111H239L238 110ZM250 108V109H249ZM5 110L4 112L2 111V110ZM7 109V110H6ZM22 109V108H21ZM92 109V110H91ZM95 109H97V110H95ZM101 109V110H100ZM108 109V110H107ZM125 111H124V110ZM137 109H138V112H136L137 111ZM142 110V112H140L141 110ZM158 109V110H157ZM162 109H163V111H162ZM169 109V110H168ZM187 111H186V110ZM206 109V110H205ZM207 109H211V111H208ZM230 109H232L231 110V112H233V114L231 115V113L229 112V110ZM238 110L237 112H236V110ZM246 109V110H245ZM8 110H10L9 112H8ZM23 109L21 110V111H24ZM45 110V112L47 113V114H45L43 111ZM61 110V111H60ZM69 110V111H68ZM85 110H87V112L88 111H90V112H88V113H86V111ZM95 110V111H94ZM99 110V111H98ZM132 110H134L133 112H131ZM150 110V111H149ZM153 112H152V111ZM155 110V111H154ZM180 110H183V112L182 111H180ZM200 111V113L202 114V116H199L200 118H201V120H200V123H199V121H198V119H200V118H198L197 119V114L199 113V111ZM215 110V111H214ZM221 110H222V112H221ZM233 110H235V111H233ZM253 110H256V111H252ZM262 112H261V111ZM12 111V112H11ZM27 111H29L28 113H27ZM67 111V112H66ZM72 111V112H71ZM76 111V112H75ZM103 111V112H102ZM122 111V112H121ZM124 111V112H123ZM130 111V112H129ZM197 112V113H194V112ZM203 111V112H202ZM207 113H206V112ZM214 111V112H213ZM7 112V113H6ZM15 112V113H14ZM30 112H32L31 113V115H33V113L35 114V116L33 115V117L34 118H36V119H38V120H40V122L42 123V125L40 126V125H38V122L39 121H37V123L35 124V122H34V118L32 117V118H30V116H27ZM65 114H64V113ZM69 112V114H67ZM79 112H81V113H79ZM99 112V113H98ZM117 114H115V113ZM121 112V113H120ZM129 115V113H132V115H133V117L131 116V114H130V119H131V121L133 122H131L130 121V119L128 118V116L126 115V113ZM136 112V113H135ZM157 112H159V113H157ZM174 112V113H173ZM179 112H181V114L179 113ZM205 112V114H204V116H203V113ZM222 114H221V113ZM236 112V114L234 115V113ZM250 112V113H249ZM258 112V113H257ZM11 113H13V114H11ZM19 113V114H18ZM26 115H25V114ZM40 113V114H39ZM44 113V114H43ZM75 115H77V116H75ZM90 113V114H89ZM95 113H96V115H95ZM103 113V114H102ZM123 113V114H122ZM134 113V114H133ZM137 113H139L141 116H138L137 115ZM143 113H145V114H143ZM155 113V115H153ZM162 113V114H161ZM165 113H170V114H165ZM179 113V114H178ZM199 113V115H201ZM229 113V114H228ZM245 113V114H244ZM2 114H4V116L5 117H3V115ZM16 114V115H15ZM52 114V115H53ZM64 114V115H63ZM79 114V115H78ZM83 114V115H82ZM94 114V115H93ZM114 114V115H113ZM136 114V115H135ZM161 114V115H160ZM176 114H177V116H176ZM183 114H185L184 115V117H183ZM189 114V115H188ZM242 114V115H241ZM251 114V115H250ZM253 114V115H252ZM261 114V115H260ZM18 115H19V117H18ZM23 117H25V118H23ZM66 115V116H65ZM81 115V116H80ZM93 115V117H91ZM98 115V116H97ZM101 115H104V118H103V116L101 117ZM122 115V119H123V117L124 118H127V119H129V121L131 122L129 125H126V124H128V123H126V122H129V121H127V119H124V120H126V122H124L123 123V125L125 126V129L123 130L122 129V127L121 128H118V126H117V124H119V123H122L123 122V120L122 119H120V116ZM134 115H135V117L137 116V120L136 121H134L136 118L134 117ZM143 115H145V116H143ZM158 115V116H157ZM163 115V116H162ZM170 115H172V116H170ZM174 115V116H173ZM190 115H192V116H190ZM197 115V116H196ZM210 115V116H209ZM221 115H223V116H221ZM231 115V116H230ZM235 117H234V116ZM240 115V116H239ZM248 115H249V117H248ZM39 116V117H40ZM94 116H96V117H94ZM106 116V117H105ZM111 116V117H110ZM113 116V117H112ZM157 116V117H156ZM165 116V117H164ZM178 116H181V117H178ZM186 116V117H185ZM210 118H209V117ZM238 116V117H237ZM251 116V117H250ZM260 116V117H259ZM13 117V118H12ZM42 117H44L43 119H42ZM53 117V116H52ZM67 118V119H64V118ZM72 117V118H71ZM101 117V118H100ZM143 117H144V119H146V120H141V119H143ZM151 117H153V118H151ZM155 117V118H154ZM175 119H174V118ZM188 117V118H187ZM194 117V118H193ZM202 117H203V119H202ZM207 117V118H206ZM211 117H212V119H211ZM215 117V118H214ZM220 117V118H219ZM19 118V119H18ZM21 118H23V119H21ZM48 118V119H47ZM76 118V120H74ZM81 118H82V120L83 121H85V122H83L82 120H81ZM87 120H86V119ZM97 118V119H96ZM133 118H135V119H133ZM148 118H149V120H148ZM179 118H181V119H179ZM191 118V119H190ZM206 118V122H207V119H210L212 122H210L209 123V121H208V123L206 124V122H205V119ZM214 118V119H213ZM224 118V119H223ZM226 118V119H225ZM234 118V119H233ZM8 119V120H9ZM29 119V120H28ZM31 119H33V122H34V129H36V131L35 130H32L33 128L30 126V125H28V124H26L25 122H28L29 123V121L31 120ZM35 119V120H36ZM63 119H64V122H63ZM96 119V120H95ZM103 119V120H102ZM108 119V120H107ZM116 119V120H115ZM133 119V120H132ZM151 119V120H150ZM156 119V120H155ZM162 119V120H161ZM163 119H164V121H163ZM166 119H167V122H166ZM176 119H177V121H176ZM179 119V120H178ZM219 119H220V121H221V123H220V121H219ZM241 119V120H240ZM248 120V121H246V120ZM7 120V121H8ZM26 120V121H25ZM28 120V121H27ZM45 120H47V126L45 125L46 123V121ZM69 121V122H67V121ZM72 120V121H71ZM105 120H107V121H105ZM112 120V121H111ZM115 120V121H114ZM119 120H122V122L121 121H119ZM158 120V121H157ZM160 120V121H159ZM170 120V121H169ZM190 120V121H189ZM217 121L216 123H215V121ZM224 122H223V121ZM239 120V121H238ZM251 120V121H250ZM257 120V121H256ZM262 120H263V123H262ZM65 121H66V123H67V125L69 126V127H67L65 130H63V128H65L64 127V125L66 126V123H65ZM89 121H91V122H89ZM94 121H96V122H94ZM118 121H119V123H118ZM142 121V122H141ZM144 121V122H143ZM152 121V122H151ZM155 121H157V122H155ZM173 123H172V122ZM182 121V122H181ZM195 121V122H194ZM202 121V122H201ZM226 121V122H225ZM9 122V121H8ZM25 124H24V123ZM30 122H32V120L30 121ZM39 122V123H40ZM49 122V123H48ZM71 122H73V123H71ZM75 122H77V123H75ZM103 122H104V124H103ZM107 122H108V124H107ZM113 123V125H111V123ZM135 122H137V124L135 123ZM146 122V123H145ZM151 123V125H150V123ZM159 122V124L160 125H158L157 123ZM185 122V123H184ZM192 122V123H191ZM196 122H197V124H199L198 126H199V128H198V126H195V124H196ZM204 122H205V124H204ZM230 124H229V123ZM245 122V124H243ZM248 122V123H247ZM252 122V123H251ZM40 123V124H41ZM45 123V124H44ZM56 123V124H55ZM65 123V124H64ZM71 123V124H70ZM85 123V124H84ZM110 123V124H109ZM115 123V124H114ZM148 123V124H147ZM155 123H156V125H155ZM168 123V124H167ZM176 123H177V125H176ZM232 123V124H231ZM237 123V124H236ZM243 124V125H240V124ZM254 123L256 124V125H254ZM51 124V125H50ZM54 124V125H53ZM70 124V125H69ZM79 124V125H78ZM88 124H90V125H88ZM96 124V125H95ZM99 124V125H98ZM101 124V125H100ZM141 124V125H140ZM143 124H147V126H143ZM174 124H175V126H174ZM185 124V125H184ZM188 124V125H187ZM192 124V125H191ZM196 124V125H197ZM203 124H204V126H203ZM216 124H218V125H216ZM226 124H228V125H226ZM236 124V125H235ZM246 124H247V127H246ZM248 124H250L249 126H248ZM253 124V126H254V128H253V130H252V128H250L249 130L247 129L248 127H250L251 125ZM258 124H260L259 126H258ZM31 125H32V123H31ZM44 125V126H43ZM56 125H58L57 127H56ZM74 126V128H72V126ZM106 125L108 126H110V128H109V126L107 127V128H105L106 127ZM115 125L117 126V127H115ZM191 126V128H190V126ZM210 125V126H209ZM225 125V126H224ZM37 128H36V127ZM45 126L46 127H48L47 129H50L51 127H52V131H54L55 132V130H56V128H57V130H56V132L54 133V132H52L51 130H50V132H48V130H46L45 129ZM54 126V127H53ZM62 127V128H60V127ZM71 126V127H70ZM104 126V127H103ZM122 126V125H121ZM128 126H129V128H128ZM149 126H150V128H149ZM155 126V128H153ZM159 126V127H158ZM165 126V127H164ZM172 126H174V127H172ZM179 126V127H178ZM182 126V127H181ZM184 126V127H183ZM185 126L187 127V128H185ZM189 126V127H188ZM192 126H194V127H192ZM202 128H204V129H201V127ZM206 126H207V128H209V129H207L206 128ZM209 126V127H208ZM214 126H216V127H214ZM224 126V127H223ZM242 126V127H241ZM244 126V127H243ZM263 126V127H262ZM40 127V128H39ZM77 127V128H76ZM90 127V129L91 130H89L88 128ZM112 127H115L114 128V130L112 129ZM119 127H120V125H119ZM128 129H127V128ZM132 127V128H131ZM133 127H137L138 129H133ZM162 129H161V128ZM217 127H218V130H219V132H218V130H217ZM220 127H221V129H220ZM232 127V129H230ZM237 127V128H236ZM54 128H55V130H54ZM61 129V131H65V132H68V131H73L74 132V134H75V131H76V135H78V136H75L74 134H73V132H71V133H64V132H61L60 131V129ZM70 128V129H69ZM76 128V129H75ZM82 128V129H81ZM85 128V129H84ZM87 128V129H86ZM102 130H101V129ZM118 128V129H117ZM143 128L144 129H146V130H148V131H150L149 133L146 131V134H145V131L143 130ZM148 128V129H147ZM184 128V129H183ZM196 128V129H195ZM198 128V129H197ZM236 128V129H235ZM242 128V129H241ZM243 128H244V130H248V133H246V132H244V130H243ZM258 128V129H257ZM26 129H24V130H26ZM75 129V130H74ZM80 131H78V130ZM111 129V130H110ZM117 129V130H116ZM122 129V130H121ZM130 129V130H129ZM133 129V130H132ZM141 129V130H140ZM154 129V130H153ZM165 129V130H164ZM188 131H187V130ZM206 129H207V131H206ZM228 129H229V131H228ZM235 129V130H234ZM237 129H241V130H243L242 132L239 130V132H237L238 130ZM263 129V130H262ZM44 130V131H43ZM66 130H68V131H66ZM82 130H84V132H82ZM89 131V134L90 135H88V131ZM110 130V131H109ZM119 130H120V132H119ZM125 130H126V132H125ZM131 130H132V132H131ZM140 130V131H139ZM164 130V131H163ZM183 130H184V132H183ZM208 130H209V132H208ZM215 130V131H214ZM224 130H225V132H224ZM237 130V131H236ZM256 130V131H255ZM85 131H87V133L85 132ZM117 131V132H116ZM127 131L129 132L128 133V135H127ZM135 131V132H134ZM160 131H161V133H160ZM166 131H167V133H166ZM191 131V132H190ZM195 131H196V133L197 134H195ZM228 131V132H227ZM231 131V132H230ZM233 131V132H232ZM257 131L259 132V134L257 133ZM27 132H26V134H25V131H24V134L27 136ZM32 134H31V133ZM61 132V133H60ZM78 132V133H77ZM94 131H93V133H95ZM124 132V133H123ZM138 132V133H137ZM223 132V133H222ZM237 132V133H236ZM244 132V133H243ZM261 132V133H260ZM85 136V137H83V135ZM85 133V134H84ZM119 133V134H118ZM121 133V134H120ZM126 133V134H125ZM130 133H132V134H130ZM134 133H135V135H134ZM137 133V134H136ZM153 133V134H152ZM193 133H194V135H193ZM201 133V134H200ZM214 133V134H213ZM216 133H219V135L217 134V136L215 135ZM222 133V134H221ZM226 133V134H225ZM227 133H228V136H226L227 135ZM234 133V134H233ZM239 133H240V135H239ZM241 133H243L242 134V136H244L245 138H243L242 136H241ZM253 133V134H252ZM49 134V135H48ZM57 134V135H56ZM60 134V137L58 136ZM72 135V137H71V135ZM111 134V135H112ZM124 134V135H123ZM142 134V135H141ZM181 134V135H180ZM206 134V135H205ZM213 134V135H212ZM220 134H221V136L222 137H219L220 136ZM255 134V135H254ZM262 134V135H261ZM54 135V136H53ZM58 136V137H56V136ZM82 136L83 137V139H81V137L80 136ZM126 135V136H125ZM166 135H168V136H166ZM193 135V136H192ZM211 136L210 137V139H209V136ZM232 135H234L233 137H232ZM246 135H248V137L246 136ZM46 136V137H45ZM50 136H51V138H62L61 140L63 141V143H62V141L60 140L59 142L60 143H62V144H60L59 142H58V140H56L55 142H51V140H55V139H49L50 138ZM62 136H64V137H62ZM107 136V135H106ZM117 136V137H116ZM136 136H138V137H136ZM141 136V137H140ZM143 136V137H142ZM201 136V137H200ZM229 136H231V137H229ZM253 136H255V137H253ZM69 137H71V139L72 140H74V141H71V139L69 138ZM91 137V136H90ZM119 137V138H118ZM120 137H121V139H120ZM129 137V138H128ZM131 137V138H130ZM145 137V138H144ZM147 137H149L148 139L150 140V142L151 143H148L147 141H149L148 139H147ZM151 137V138H150ZM161 137V138H160ZM164 137V138H163ZM167 137V138H166ZM178 137H179V139H178ZM206 139H205V138ZM208 137V138H207ZM214 137V138H213ZM226 137V138H225ZM229 137V138H228ZM240 137V138H239ZM242 137V138H241ZM76 138H79V140L77 139V141L79 142V145H78V142L76 141ZM159 138V139H158ZM189 138V139H188ZM199 138H201L200 140H199ZM215 139L214 140V142H216V143H214L213 142V140L212 139ZM216 138H220V139H218L217 141H216ZM221 138H223L222 140H221ZM231 138V139H230ZM236 140H235V139ZM247 138L248 139H251V140H248V142H246V140H247ZM260 138V139H259ZM81 139V140H80ZM128 139H130L129 141H126V140ZM132 139V140H131ZM141 139V140H140ZM142 139H144V140H146V142L144 143V141L142 140ZM178 139V140H177ZM184 139V140H183ZM186 139V140H185ZM196 139V140H195ZM228 139H230L231 141H229ZM240 141H242V142H240ZM264 139V138H263ZM49 140V141H48ZM82 140H84V143H82ZM110 140V141H109ZM111 140H114L115 141V144L117 145H115L114 144V142L112 143V141ZM203 140V141H202ZM210 140V141H209ZM219 140H221V141H219ZM225 142H224V141ZM228 140V141H227ZM245 140V144L246 145H244V141ZM256 141V143H257V140H259L260 141V144L261 145H256L255 144V141ZM45 141V142H44ZM77 143H76V142ZM122 141V142H121ZM134 141V142H133ZM135 141H137V143L135 142ZM140 141H143L142 143L140 142ZM152 141H153V143H152ZM172 141V142H171ZM183 141H184V143H183ZM192 141V142H191ZM204 141H205V144H202V143H204ZM207 141V142H206ZM238 141V142H237ZM252 141V142H251ZM258 141V142H259ZM74 142V143H73ZM113 144V145H111V143ZM127 142H129V143H127ZM132 142V143H131ZM158 142V143H157ZM160 142V143H159ZM171 142V143H170ZM173 142H174V144H173ZM179 144H178V143ZM202 142V143H201ZM209 142H211V143H209ZM219 142H221L222 144H220ZM229 142H231L230 144H229ZM254 142V143H253ZM44 143L46 144V145H44ZM107 143V142H106ZM106 143H104L102 146H103V148H106L105 147V144ZM125 145H124V144ZM131 143V144H130ZM134 143V144H133ZM139 143H141V144H139ZM156 143V144H155ZM184 144V145H181L180 146V144ZM193 143L194 144H197V145H193ZM219 143V144H218ZM225 143V144H224ZM237 143H239V148L241 149H239V148H237L235 145H237ZM247 143H249V144H247ZM51 144H49V145H47V147L49 146V147H51ZM57 146H56V145ZM69 146H68V145ZM73 144H74V146H73ZM129 145V146H127V145ZM162 144V145H161ZM170 144H172V145H170ZM178 144V145H177ZM192 144V145H191ZM209 144V145H208ZM212 144V145H211ZM241 144V145H240ZM254 146V144L257 146H255V147H252V145ZM259 144V143H258ZM77 147H76V146ZM89 145V144H88ZM109 145H110V147H109ZM135 145V146H134ZM138 146V148H137V146ZM143 145V146H142ZM151 145H154V146H151ZM167 145V146H166ZM170 145V146H169ZM185 145H189V146H185ZM203 145V146H202ZM224 147H222V146ZM228 145H230L229 147H228ZM244 145V146H243ZM249 145V147L251 148V150H249L250 148L249 147H247ZM251 145V146H250ZM151 146V147H150ZM156 146V147H155ZM179 146V147H178ZM183 146V147H182ZM198 146V147H197ZM200 146V147H199ZM209 146V147H208ZM222 148H221V147ZM259 146H261L258 150H259V152H257L258 150L257 149H255V150H253L252 151V148L254 149V148H258ZM264 146V145H263ZM60 147V148H61ZM115 147V148H114ZM117 147V148H116ZM122 147V148H121ZM155 147V148H154ZM162 147V148H161ZM177 147V148H176ZM184 147H186V149L184 148ZM188 147V148H187ZM190 147V148H189ZM203 147V148H202ZM216 147V148H215ZM228 147V148H227ZM246 147V148H245ZM63 148H61L60 150H62ZM64 148V149H65ZM79 148V149H78ZM126 148V149H125ZM157 148V149H156ZM212 148V149H211ZM236 148V150H234ZM245 148V149H244ZM67 149H66V151H67ZM119 149V150H118ZM130 149V150H129ZM134 149V150H133ZM138 149V150H137ZM140 149V150H139ZM174 149V150H173ZM178 149V150H177ZM180 149V150H179ZM184 149V150H183ZM194 151H193V150ZM207 149V150H206ZM209 149H210V151H209ZM215 149H217V150H215ZM230 149H232V150H230ZM238 149V150H237ZM70 150H68L67 152H70ZM127 150V151H126ZM165 150V151H164ZM196 150V151H195ZM234 150V151H233ZM257 150V151H256ZM63 151V150H62ZM80 151V150H79ZM135 151V152H134ZM206 151H208V152H206ZM213 151H214V153H213ZM229 151V152H228ZM233 151V152H232ZM236 151H238V152H236ZM240 151V152H239ZM243 151V153H241ZM245 151H247L246 152V154H248V155H246L244 152ZM65 152V151H64ZM67 152H65L66 154H67ZM70 152V153H71ZM78 152V151H77ZM143 152V153H142ZM170 152V153H169ZM172 152H175V154L174 153H172ZM182 152V153H181ZM217 152V153H216ZM221 152V153H220ZM228 152V153H227ZM126 153V154H125ZM142 153V154H141ZM167 153L168 154H170V155H167ZM192 153V154H191ZM230 153H232V155L230 154ZM234 153V154H233ZM235 153H236V158H235V156H233V155H235ZM238 153V154H237ZM251 153H253V154H251ZM259 153V154H258ZM72 154V153H71ZM70 154V155H71ZM135 154H137V155H135ZM177 154H179L180 155V157H181V159L179 158V156L177 155ZM186 154V155H185ZM202 154H204V155H202ZM263 154V153H262ZM67 155H69V153L67 154ZM135 155V156H134ZM151 155V156H150ZM175 156V158H174V156ZM191 155V156H190ZM201 155V156H200ZM208 157H207V156ZM240 155L242 156V157H244V158H240ZM245 155V156H244ZM164 156V158L166 159V158H168L167 160H165L164 158H162ZM167 156V157H166ZM169 156V157H168ZM215 156V157H214ZM225 156V157H224ZM231 156V157H230ZM237 156H239V157H237ZM254 156H256V155H254ZM258 156V157H259ZM137 157V158H136ZM171 157V158H170ZM174 159H173V158ZM186 157V158H185ZM212 157V158H211ZM230 157V159H229V161L227 160L228 158ZM257 157V156H256ZM256 157H254L255 159H256ZM141 158V159H140ZM152 158V159H151ZM191 158V159H190ZM222 158V159H221ZM231 158H233L234 159V162H235V164H234V162H233V160L231 159ZM253 158V159H254ZM155 159V160H154ZM169 159H170V161H169ZM239 159V161H236V160H238ZM153 160V161H152ZM161 160H162V162H161ZM173 160H175L174 162H173ZM195 160V161H194ZM203 160V161H202ZM150 163H149V162ZM172 161V162H171ZM181 161V162H180ZM198 161V162H197ZM211 161V162H210ZM223 161V163H221ZM243 160H241V162H242ZM145 162V163H144ZM158 162V163H157ZM170 162V163H169ZM182 163V164H180V163ZM228 162V163H227ZM231 162H233L232 164H233V167H231ZM237 162V163H236ZM155 165H154V164ZM175 163V164H174ZM178 163V164H177ZM188 163V164H187ZM220 163V164H219ZM173 164V165H172ZM209 166H208V165ZM216 164V165H215ZM228 164V165H227ZM146 165V166H145ZM165 165V166H164ZM175 165V166H174ZM190 165V166H189ZM213 165V166H212ZM161 166V167H160ZM164 166V167H163ZM218 166V167H217ZM229 166V167H228ZM172 167V168H171ZM179 167V168H178ZM227 167V168H226ZM174 168V169H173ZM215 168V169H214ZM220 169V171L222 170V169H224V170H222L221 172L220 171H218L219 169ZM226 168V169H225ZM231 168V169H230ZM162 169V170H161ZM168 171H167V170ZM170 169V170H169ZM179 169V170H178ZM204 169V170H203ZM206 169H207V171H206ZM209 169V170H208ZM162 171V172H161ZM195 171V172H194ZM199 171V172H198ZM216 171H218L219 173L217 174V172ZM191 172V173H190ZM202 172V173H201ZM203 172H204V174H203ZM208 173V174H206V173ZM171 173V174H170ZM195 173V174H194ZM199 173V174H198ZM213 174V176H210V175H212ZM177 174H179V175H177ZM187 174V175H186ZM176 175V176H175ZM188 175H190V176H188ZM200 175H201V178H200ZM206 175V176H205ZM192 176V177H191ZM197 176H198V178H197ZM217 176H219V177H217ZM189 177V178H188ZM214 178V179H213ZM187 179V180H186ZM193 179H191V181L193 180ZM167 180V179H166ZM179 180H180V182H179ZM190 181V180H189ZM190 181V182H191ZM180 184V187L178 186ZM83 188L84 189H86V187L85 186H83ZM83 188H79V192H81L82 190L81 189H83ZM83 189V193H80V195H84V197L83 198H81L80 200H79V198H80V195H79V193L77 192V195H79V198H77L78 199V201L79 202H82V200H83V202L85 203V194H87L86 192L87 191H85ZM177 189H178V191H177ZM198 189L200 190V191H198ZM105 190L107 191V190H109V188H104V190H97V193H95L94 191H93V193H95L96 194V196L98 195V199L97 200H99L100 199V201H102V203L101 202H99V201H97L96 199H94V200H96L98 203H97V205L99 204V206H97V208H98V211H99V209H100V211L102 212L101 214L102 215H105L106 213L105 212H109V211H111V212H113V209L115 210V213H116V211H121L122 213H118V214H123V212H125L124 214H126V211L128 212V211H133L132 209L130 210L129 208H132L133 206H131L132 204H130L129 202V198H127L126 199V196H122V197H120V198H123V199H126V200H124L125 202H126V204L125 205H127V207L124 205V203H123V201H121V199H118L117 198V200H119V201H117V200H113L112 201V195H113V197H114V194L113 193H111L110 191H107V192H105ZM111 190V189H110ZM192 190H194V191H191V194H192V192H193V195L195 196V198L197 199V200H199V201H204V202H206L205 201V199H207L206 197H208V191H205L204 192V190H203V192L201 191L202 189H200L199 187H194ZM85 191V192H84ZM174 191V192H173ZM182 191V192H181ZM104 193L103 194V196H101V195H99L100 193ZM122 192V194H125V193H123V191H121ZM139 192V191H138ZM175 192H176V194H175ZM201 192V193H200ZM207 192V193H206ZM110 193V194H109ZM181 193V194H180ZM94 194V195H95ZM109 194V195H108ZM112 194V195H111ZM138 194V193H137ZM91 195H92V193H91ZM90 195V196H91ZM81 196V197H82ZM99 196H101V197H99ZM110 196V197H109ZM174 196V197H173ZM178 196V197H177ZM78 197V196H77ZM92 197V196H91ZM205 197V198H204ZM90 198V197H89ZM88 198V199H89ZM109 198V199H108ZM147 198V199H146ZM145 199L147 200H145V199H143V200H145L146 202H149L150 200V202H151V206H153L154 204L156 205L157 204V202L159 201V199L157 200V202L155 203V201H156V199L155 200H153L152 198H148V197H146ZM87 199V198H86ZM115 199V198H114ZM166 199V198H165ZM178 199V200H179ZM202 199V200H201ZM91 200V199H90ZM90 200L88 201V202H90ZM166 200H168V202H169V199H166ZM165 200V201H166ZM174 200V201H175ZM114 201L116 202L115 204H117V202H121L122 204H123V206H124V208L126 209V208H128V209H126L125 211H124V208L122 207V205L121 204H119V205H115L114 206V208H113V205H114ZM164 201V202H165ZM82 202V203H83ZM87 202V203H88ZM108 202H113V203H108ZM164 202H163V199H162V201L161 202H159V204H157L155 207H157L158 209H157V211H158V214L156 215V217L157 218H155L156 219V221H155V219H154V221L155 222H153V229L155 230V227L156 226H158V228H156V230L157 229H159V227H162L161 229H159V231L161 232V230L162 231H164V233L162 234H160V232L159 231H154L153 229H151V230H153L156 234L159 232V234L160 235H162V236H160L159 234H158V236L156 235V237H155V235L154 234H152L153 233V231L151 232V234L149 233L148 234V232H147V234H146V232L143 230V228L142 227H138V228H140V229H137L138 231V233L140 234V233H142V231H143V233L145 232V234H140V235H142V236H140L139 234V239H138V235H137V238H135V242H136V240L138 239V242H134L135 244L134 245H132L131 246V249H132V251H133V253L134 254H137V253H139V254H141V251L143 250V248H142V246L145 244L144 242L146 241V243L148 244L149 242L151 243V241H152V243L154 242L155 244H156V246H154L152 249H150V253L148 252V254H146L147 256H145L144 258V261H143V263L142 264H160L161 262V264H167L166 262H168L167 260H169V262H170V258H166V260H162L161 259V256H163V254H160V252L161 251H163L165 248H163L162 247V245L164 244V243H166L165 241L167 240H170L171 238L167 235V233L169 234L170 233V230H173L172 229V227L173 226H175V221H177L176 219H185L186 218V215L183 213V211H180V209H179V211H178V209H176V208H174L173 206L171 207V205H170V207L168 206V207H164L163 205H164ZM204 202L203 203H201V210H200V214H198V215H196L197 217V221L199 222L198 223V225H197V228L198 229H200V227H202L201 228V230H207V234H209V235H212V236H214V237H218V236H223L224 235V233H226L229 229L228 228H233V226H238V224L236 223V221L233 223L232 222V219H231V221H229V218H224V217H226V216H224V214L225 213H220L219 214V212L217 213L216 211L215 212H211V211H214V208H213V206L210 204V206H208V205H205L204 204ZM100 203L102 204V205H100ZM130 204V206H128V204ZM179 203V202H178ZM80 204V205H79ZM79 204H77L76 206H77V208L76 209H79L80 210V208H79V206H83L81 203H79ZM106 204H108V205H106ZM113 204V205H112ZM202 204H204V205H202ZM79 205V206H78ZM112 206L111 207V209L109 210V208H108V206ZM140 205V204H139ZM101 206V207H100ZM105 206H107V207H105ZM109 206V207H110ZM163 206V207H162ZM204 206V207H203ZM207 206V207H206ZM84 207H85V205H84ZM88 207V206H87ZM117 207V208H116ZM118 207H120V209L121 210H118L119 208ZM138 208L139 206L137 205V204H135V208ZM206 207V208H205ZM209 207L211 208V209H209ZM74 208V209H75ZM83 208V207H82ZM113 208V209H112ZM117 210H116V209ZM139 208H141V207H139ZM161 208H162V210H161ZM168 208V209H167ZM174 208V209H173ZM207 208H208V210H210V213H208L209 211L207 210ZM89 209V207L88 208H86V210L85 211H87ZM105 209V210H104ZM108 209V210H107ZM164 209H165V211H164ZM173 209V210H172ZM200 209V208H199ZM203 209H205V210H203ZM213 209V210H212ZM82 210V209H81ZM80 210V211H81ZM169 212H168V211ZM103 211H104V213L105 214H103ZM142 212L143 211H145V209L143 210H141ZM163 211L165 212V213H163ZM208 211V212H207ZM82 212V211H81ZM83 212H84V209H83ZM206 212H207V214H206ZM85 213V212H84ZM114 213V212H113ZM133 212H131L130 214H132ZM170 213V214H169ZM179 213V214H178ZM213 213V214H212ZM217 213V214H216ZM109 213H107L106 214V216L108 215ZM160 214V215H159ZM163 214V215H162ZM205 214V215H204ZM127 215H129V213H127ZM126 215V216H127ZM134 215H135V213H134ZM199 215H200V217H199ZM209 215H210V217H209ZM221 217H220V216ZM162 216V217H161ZM175 216V217H174ZM204 216V217H203ZM219 218V220L217 219V217ZM212 217V218H211ZM137 218H138V216H137ZM164 218V219H163ZM174 218H176V219H174ZM207 219V221H206V219ZM170 219V220H169ZM214 219H217V221H215ZM228 220L227 222H229V224H231V223H233V224H231V226H229L228 225V223L226 222V220ZM166 220V221H165ZM171 221V222H170ZM210 221V222H209ZM219 221V222H218ZM208 222V223H207ZM216 222V223H215ZM218 222V223H217ZM223 222H224V224H223ZM166 223H168V224H166ZM10 226H14V225H17L16 223H15V221H14V224H13V221H12V223L10 222ZM159 224V225H158ZM201 224V225H200ZM217 224H219V225H217ZM162 225V226H161ZM165 225V226H164ZM167 225H168V227H167ZM170 225H171V227H170ZM198 226H200V227H198ZM211 226H212V228H211ZM216 226H218V227H216ZM223 226V227H222ZM227 226V227H226ZM16 227H18V229H19V226H16ZM166 227V228H165ZM141 228H142V230H141ZM165 228V230H163ZM196 228V229H197ZM214 228V229H213ZM219 228V229H218ZM197 229V230H198ZM140 230V231H139ZM201 230H198V232L200 233V231ZM121 231L122 232H124L123 231V229H121ZM121 231H119L118 230V233H119V237L121 236L122 238H120V239H122L121 241H123V240H126L124 237V235L122 236L121 234H124V233H122ZM185 232L183 229L180 231V232ZM195 231V229L193 228V233H191V231H189V236H187L188 234V231L187 232H185L184 233V236H187L186 238L188 239V241L190 242L191 241V239H189L188 237H190V238H192L193 236H194V232ZM226 231V232H225ZM75 232V231H74ZM165 232H167L166 233V235L169 237V239L168 238H166V239H164L165 238ZM172 232V231H171ZM196 233H197V231H196ZM198 233V234H199ZM73 234V233H72ZM76 235H77V232L75 233ZM182 234V233H181ZM187 234V235H186ZM193 234V236H191V235ZM198 234H195V236L193 237L194 238V240L196 239V241H194V240H192L190 243L192 244V245H189V246H191V249H193L192 247H193V245L195 246V245H197L198 247H200V246H202V245H200L202 242L204 243V241H202V238H205V236L204 235H202V234H205V232H203L202 234L200 233V235H198ZM143 235H144V238H143ZM154 235V236H153ZM163 235H164V237H163ZM170 235H171V233H170ZM198 237H197V236ZM160 236V237H159ZM166 236V237H167ZM171 236H174V230H173V235H171ZM182 236H183V234H182ZM142 237V238H141ZM145 237H150L151 239L153 238H155L154 240L152 239H150V238H147V239H149L150 241L149 242H147V239L145 238ZM163 237V238H162ZM184 239H185V237H183ZM199 238H200V241H202L201 243H199ZM142 239V240H141ZM146 239V240H145ZM187 239H185L186 241H187ZM145 240V241H144ZM156 240V241H155ZM161 240V241H160ZM204 240V239H203ZM143 241V242H142ZM170 241H172V239L170 240ZM170 241H168V243H166V244H164V245H166L167 247H169L168 246V244H170ZM185 241V242H186ZM187 241V242H188ZM139 242L141 243H143V244H140V247H139ZM188 242V244H190ZM195 242V243H194ZM124 243H126V241L124 242ZM153 243V245H155ZM202 243V244H203ZM128 244V243H127ZM147 244H145V245H147ZM188 244H187V249L189 250V251H187V253L189 252H193V251H197V252H195L196 253V256L194 255L193 256V258L192 259H187V260H185L184 262H183V264H185L186 262V264H233L234 262V264H236V262H238V260L237 261H235L236 259L234 258V262L232 261V258H231V261L229 260L230 258L229 257H226L225 256V254H224V251H222V250H213L212 248H211V252H213L212 254L210 253V255H205V254H201V255H199L200 254V252H198V251H200V249L197 247V246H195L194 248L196 249H193V251H190V249H189V246H188ZM136 245V246H135ZM152 245V244H151ZM133 246H135V247H133ZM143 247H145V246H143ZM159 247V248H158ZM161 247V248H160ZM165 247V246H164ZM32 247L30 246V248L29 249H27V252H29L30 250H32L31 249ZM156 248H158V249H156ZM163 248V249H162ZM197 248H198V250H197ZM131 249H130V252H132L131 251ZM134 249V250H133ZM155 249V250H154ZM160 249H162V250H160ZM166 249H168V248H166ZM151 250H152V252H151ZM154 250V251H153ZM159 250V251H158ZM136 251V252H135ZM159 253H158V252ZM216 251V252H215ZM217 252H219V253H217ZM223 252V253H222ZM163 253V252H162ZM186 253V252H185ZM186 253V254H187ZM199 253V254H198ZM160 254V255H159ZM152 255H154V256H152ZM159 255V256H158ZM224 255V256H223ZM206 256H209L208 258L206 257ZM222 256V257H221ZM150 259H149V258ZM158 257V258H157ZM164 257V256H163ZM195 257V258H194ZM198 257V258H197ZM221 257V258H220ZM223 257H225V258H223ZM4 258H5V255L2 253V252H0V264H3V262H4ZM226 258H229V259H227V260H229L230 262H228L227 260H225ZM164 259V258H163ZM148 260V261H147ZM191 260V261H190ZM193 260V261H192ZM145 261H147V262H145ZM164 261H166V262H164ZM157 262V263H156ZM169 264V263H168ZM237 264H239V263H237Z\"/></svg>", "mask_w": 264, "mask_h": 264}]
</instances>
